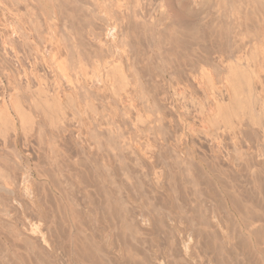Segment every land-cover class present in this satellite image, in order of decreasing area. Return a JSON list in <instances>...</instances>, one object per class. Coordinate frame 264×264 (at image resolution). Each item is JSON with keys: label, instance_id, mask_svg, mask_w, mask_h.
Here are the masks:
<instances>
[{"label": "rangeland", "instance_id": "374dc122", "mask_svg": "<svg viewBox=\"0 0 264 264\" xmlns=\"http://www.w3.org/2000/svg\"><path fill=\"white\" fill-rule=\"evenodd\" d=\"M2 1L4 2V4H2L3 6L0 5V10L2 11V12L0 11V38H1L0 39V44H1V47H0V61H1L0 62L1 63L0 69L2 67L3 68L5 67V70L3 68L0 70V84H1L0 85V106L2 105L1 107L2 108L4 107L3 109L7 108V110L9 111L10 115L12 116V118L14 120V127L15 128L17 127V128L16 129L15 128L5 129L0 124V128L2 129V130L0 129V132H1L0 133V140H1L0 141V155H2V158H0V161H1L0 162V175H1V177H0V193H1L0 194V203H1L0 207H2V209L7 210L9 212L11 211L8 214L4 213L5 215L8 216V217L6 216L7 218L5 217V215L3 217V215L0 214V264H12L13 262H14V264H51V263L56 264L57 258L60 257V255L62 253L61 252L62 248H63L62 245L65 244L64 246H67L70 248L74 242L75 243L73 245H75V247L77 246L76 248L79 249V251H81V253H80L77 249L75 250V247H73V245H72V249L74 250V254H75V252H79V254L81 255V256H79V254L76 253L77 258H79V259H78L77 263L75 262V264H81L85 260H86L85 261L86 264L90 261L91 262L88 264H91V263H93V264H264V170H263L264 169V157L256 156L255 160L257 158V160H258L257 163L255 161L254 163H250V165L248 163H246V161H244L243 163L236 161L234 163L232 162V164H231V161H229L228 155H227L228 150L222 149V150H220L221 151L220 152L219 150H217V148H215L213 146L212 141H210L211 137L209 135L211 128H207L210 125V123L207 122V125H208V123H209V125L208 126L206 125V121L208 120V117L206 118V116H207L206 114L207 113L209 114V112H207V111L209 109L208 106L210 105L209 99H211L208 97H212V92H213V90L211 88L207 87V85H209V87H211V85H210L211 83L207 84V81H209V80H207L208 77L206 78V76L209 75L208 74L209 71L211 74L214 72L212 74V77L214 79L213 82L215 83V86L217 85L216 87L221 86L222 88H224V87L226 88V82H225L226 79H224L222 76H220V74H219L220 69H219V71L216 70L218 68V65H215V64H217L216 61L211 57V55L206 53L207 47H209L211 44L210 41L213 40V38H212L213 36H214V39L220 37L218 35H221V36L225 35L226 36L227 32L231 29L232 24L229 23L230 21H228L230 18L228 19V17H226L225 14L222 12L221 5L226 3L227 1H231L234 4L237 3L238 5H241V6L243 5V3L248 4L251 2H249L248 0H222V1L221 0H116V1H114V0L113 1L112 0H102L103 2H101V0H90V1H88V0H81V1L80 0H77V1L76 0L75 1L74 0H62L63 3L61 0H55V1L54 0H34V1L33 0H19V1H17V0H12V1L11 0H9V1L2 0ZM13 1H15L14 5H13ZM16 1H17V4H16ZM58 1H60V3ZM65 1L66 2L68 1L67 2L68 4ZM72 1H74V2H72ZM95 1H97V2L100 1V2L97 3ZM111 1L113 2V5H112ZM31 2H33V3L35 2L34 6H33V3H31ZM77 2H79V3H77ZM81 2L83 3L82 4L83 8H81L82 7ZM221 2H223V3H221ZM69 4H70V6H69ZM77 4H78V6H77ZM103 4H105V5L103 6ZM107 4H109V6H107ZM114 4H117L118 6L114 5ZM151 4H153V5H151ZM4 5H6V7L8 5L9 10H11V11L13 10L11 12V13H13V16L9 13L10 11L7 10L8 7L6 8ZM15 5H17V6H15ZM35 5H37L38 7ZM71 5L72 6L75 5V6L72 7ZM11 6H13V7L10 9ZM57 6H58V8H57ZM67 6H69V8H67ZM84 6H85V8H84ZM97 6H98V8H97ZM101 6L104 8H102ZM114 6H116V7H114ZM30 7H31V9H30ZM99 7H101V8H99ZM117 7H118V9H117ZM126 7L128 8V11H127ZM59 8H61V10ZM244 8H245L244 11H247V12L249 11V8H247L246 6ZM16 9H17V11H19L18 14H16L19 17L14 16L16 13V11L14 12V10H16ZM26 9H28V10H26ZM58 9L60 10L59 12H58ZM102 9L103 10L105 9V10L103 11ZM110 9L114 12L111 13L112 11ZM30 10H31V12H30ZM55 10H56V12H55ZM70 10L71 11L75 10V11L71 12ZM85 10H88V11L90 10L89 12H91V14L88 13V11L86 12ZM176 10H179V11H176ZM83 11H85L86 14ZM43 12H44V14H43ZM76 12L79 14H77ZM1 13H2V15H1ZM61 13L63 14V16H61L62 15ZM221 13H222V15H224V17L220 15ZM56 14L58 16L60 15V17H58ZM75 14H77L78 16ZM87 14H88V16H87ZM163 14H164V16H163ZM177 14H179V16ZM47 15H48V17H47ZM107 15H108V17H107ZM130 15H132V16H130ZM33 16L35 17L34 19H32ZM120 16H121V18H120ZM126 16H129V17L127 18ZM134 16H136V17H134ZM197 16H199V17H197ZM200 16L202 19L200 18ZM36 17H37V19H36ZM63 17H65V18H63ZM91 17H93V18H91ZM95 17H96V19H95ZM123 17H124V19H123ZM84 18H85L86 22H85V20H83ZM129 18H131V19H129ZM139 18H141L142 20ZM199 18H200V20H199ZM203 18H204V20H203ZM211 18L213 20H211ZM5 19H6V23H4ZM28 19H29V22H27ZM50 19H51V22H50ZM63 19L65 21H63ZM71 19L73 22H75L74 26L72 25L73 22L71 21ZM79 19H80V21H79ZM151 19H153V20H151ZM17 20H19L20 22ZM36 20H37V22H36ZM54 20H55V22H54ZM140 20H141V22H140ZM150 20H151V22H150ZM31 21H32V25L34 23L35 24L37 23L38 25L40 24L38 27L39 29H41L40 26H43L44 24H45V26L42 27L43 29L39 30L37 28V26H38L37 24L36 25L34 24L35 25V26L33 25L34 27L31 25ZM40 21L43 24H41ZM78 21L80 23H78ZM99 21L102 23V26H101ZM111 21H113V22H111ZM178 21H180V22H178ZM158 22H160V23H158ZM203 22H205L206 24L204 23L205 24L204 25ZM1 23H3V25ZM11 23H12V25H11ZM85 23H87V25ZM148 23L151 25H149ZM138 24H139V26H138ZM140 24H141V26H140ZM201 24H203L206 27H204ZM30 25L34 29H32L31 27H30V29H28ZM55 25H56V27H55ZM191 25H193L194 27ZM211 25L213 26V28H211L212 27ZM214 25H215V27H214ZM220 25H223V27ZM84 26H86V27H84ZM53 27L58 28V29H55ZM76 27H79V28H76ZM102 27H103V29H101ZM107 27H108V29H107ZM151 27H153V28L151 29ZM196 27H198V29ZM208 27H210V28H208ZM220 27L223 28V30L221 29L222 31L220 30ZM83 28L84 29L87 28V29L84 30ZM226 28L228 31L225 32ZM14 29L16 30V32H13V31H15ZM26 29H28V30H26ZM47 29L48 30L50 29V31L52 30L53 33L50 31L48 32ZM76 29H77V31H76ZM81 29H83V30H81ZM99 29H101V30H99ZM214 29H217V30H215V32H214ZM43 30H45L47 32H45V31L43 32ZM63 30H65L66 32ZM70 30H72V32ZM78 30H79V32L81 30L80 35H77V34H79ZM180 30H181V32H180ZM200 30H201V32H200ZM210 30L212 31V34H211ZM69 31L71 34L69 33ZM104 31L106 33H104ZM197 31H198V33H197ZM217 31H218V33L215 34ZM35 32H37V33H35ZM170 32H171V34H169ZM13 33H14V35H13L14 37L12 36ZM55 33L60 34V35L57 34V36H59L58 38L60 40L57 38ZM82 33H83V35H82ZM224 33H226V34H224ZM16 34H18V35H16ZM42 34H44V35H42ZM62 34H63V36H61ZM90 34H92V35H90ZM135 34H136V36H135ZM47 35L49 36V38ZM115 35H117V37ZM76 36H79V37L77 38ZM207 36H210L209 39ZM19 37H20V39H19ZM39 37L41 38V40ZM45 37H46V39H45ZM103 37H104V39H103ZM124 37L126 38V40H123V39H125ZM83 38H85V39H83ZM91 38H93V40ZM5 39H7V40H5ZM38 39H39V42H41L42 44L38 43ZM47 39H49L48 43H47ZM56 39L59 40L58 42H60L61 40L63 42L64 41H66V42H64L65 43L64 44L61 41L62 45H60V43L55 42V41H57ZM77 39H79V40H77ZM1 40H3V41H1ZM81 40L82 41L84 40L83 42H85V43H83ZM127 40H130V42ZM119 41H120V43H119ZM125 41H127V42H125ZM4 42L8 43L9 46H8V44H6L7 45L6 46ZM17 42H19V43H17ZM49 42L51 44H53V43L54 44L50 45ZM46 43H47V45H46ZM96 43H98V44H96ZM101 43H102L103 47L100 46ZM121 43L124 45H120ZM155 44H157V45H155ZM159 44H161V45H159ZM201 44L204 45V48L206 50L203 48V46ZM79 45L81 46V48H79ZM115 45H117V46H115ZM61 46H64L65 48L62 47V49H61ZM73 46H75V47H73ZM130 46L132 47L133 50L131 49ZM30 47H31V49H30ZM36 47L37 48L39 47L38 48L39 50ZM57 47L60 49H58ZM71 47H73V48H71ZM100 47H102L104 49H102ZM106 47H107V49H106ZM127 47H129V48H127ZM34 48H36V49H34ZM45 48H47V49L49 48V49L46 50ZM66 48H67V50H66ZM83 48H84V50H82ZM199 48H201V49H199ZM20 49H22V50H20ZM24 49H25V51H23ZM12 50L15 52V54H14V52H12ZM35 50L37 52L39 51V53H37ZM89 50H91V51H89ZM106 50H107V53L105 52ZM121 50H122V52L120 54ZM187 50H189V51H187ZM61 51H62L63 55H62ZM85 51H86V54H84ZM6 52H8V53H6ZM17 52H18V54H17ZM23 52H25V53H23ZM97 52H99V53H97ZM55 53L56 54L61 53V54L56 55ZM77 53H79V54H77ZM16 54H17V56H16ZM64 54H66V55H64ZM88 54H89V56H88ZM123 54H125L126 57ZM60 55H62V56L60 57ZM144 55H145V58H144ZM170 55H172L173 57ZM202 55H204V56H202ZM207 55H208L209 59H207ZM54 56L56 58L59 57V59L55 60L56 62L54 61L55 58L54 59L52 58ZM82 56H84V57H82ZM127 56H128V58H127ZM33 58H35L36 61H33V60H35ZM22 59H24V60H22ZM37 59H40V60H37ZM97 59H98V61H97ZM157 59H158V61H157ZM210 59H212V60H210ZM4 60H7V61H4ZM44 60H46V61L44 62ZM37 61H38V63L35 64V62H37ZM52 61H54V62H52ZM65 61H67L66 64H65ZM82 61H84V62L82 63ZM143 61H145V62L143 63ZM152 61H154V62H152ZM196 61H197V63H196ZM212 61H213V63H212ZM31 62H33V63H31ZM39 62H41V63H39ZM61 62H63V63H61ZM115 62H117V63H115ZM137 62H138V64H137ZM56 63L58 64V66ZM89 63H91V64H89ZM104 63H106V64H104ZM135 63L137 66L135 65ZM45 64H46V66H45ZM93 64H95V65H93ZM114 64H115V66H114ZM155 64H157V65L155 66ZM43 65H44V68L46 69V71H44L45 69H43ZM19 66L21 67L22 70L20 69ZM56 66L58 69L56 68ZM85 66L89 67V68L86 69ZM197 66H199V67H197ZM15 67L17 69H15ZM28 67H32V68H29L28 69L29 71H28L27 70ZM77 67L78 68L80 67L81 69L80 68L78 69ZM119 67L121 68V70ZM147 67H148V69H146ZM167 67L169 70L167 69ZM179 67H181V68H179ZM201 67L209 70L208 73H207V70L204 73L206 75V76H204V78L202 76V72H200V71H202ZM34 68L36 71L34 70ZM69 68H70V72H69ZM96 68L98 70H100L101 72L100 71L98 72V70H96ZM159 68H160V70H159ZM198 68L200 71L198 70ZM212 68H216V69H212ZM55 69H57V70H55ZM91 69L93 70V73H92ZM17 70L19 71V73ZM60 70L62 71V73L60 72ZM82 70H83V72H82ZM145 70H146V72L147 71L148 72L150 71V72L146 73ZM187 70L190 72H188ZM186 71L188 72V74ZM196 71H198V72H196ZM32 72H33L35 77L32 76L33 75ZM52 72H54V73H52ZM58 72L60 75H57ZM86 72H88V73H86ZM194 72H196L197 74ZM119 73H120V75H118ZM142 73L144 75H142ZM159 73H160V75H159ZM78 74H79V76H78ZM88 74L90 76L92 74L93 75L90 78V76H88ZM217 75H218V77H217ZM52 76L53 77L55 76V77L53 78ZM64 76L67 78H65ZM85 76L86 77L88 76V77L86 78ZM186 76H187V78H186ZM93 77H95V78L93 79ZM56 78H58V79L61 78L62 80L60 79L61 80L60 81ZM80 78L82 81L80 80ZM42 79L45 81H43ZM91 79L93 81H91ZM139 79H140V81H139ZM39 80H42V81H39ZM53 80H55L54 81V83L56 82L55 84L53 83ZM94 80H95V82H94ZM103 80H104V82H103ZM13 81L16 84H13L14 83ZM51 81H52V83L50 84ZM105 81H107L106 84H105ZM136 81L138 82V84ZM199 82H200V84H199ZM6 83H7V85H6ZM40 84H41V87L44 88L43 89L44 91L40 87ZM71 84H72V86H71ZM128 85H130V86H128ZM159 85H161L162 87ZM15 87H16V90H15ZM35 87H37V88L39 87V88L38 89L36 88L37 89L36 90ZM111 87L114 89H112ZM150 87H152L153 89ZM221 87H219V88H221ZM75 88H76V90H75ZM188 88H190V89H188ZM9 89H11V90L9 91ZM12 89H14V90H12ZM33 89H34V92H33ZM47 89H49V90H47ZM87 89H89V90H87ZM22 90H24V91H22ZM57 90H59V94H58ZM100 90H102L103 92ZM134 90H136V91L140 90V92H138V91L136 92ZM11 91H13V92H11ZM18 91H19V94H18ZM38 91H40V92H38ZM159 91L161 92V94ZM162 91H163V95H162ZM41 92L44 95L41 94ZM155 92L157 95L155 94ZM38 93H40V94H38ZM55 93H57V94H55ZM67 94H68V96H67ZM69 94H70V96H69ZM36 95H37V97H36ZM119 95H121V96H119ZM54 96L57 97L56 98L57 101L60 100L59 101L60 105H62L64 107L66 106L65 109L62 107L63 109L60 108L61 111L59 110L60 112H62V110H63V112L65 111V113L60 114V112L57 111V114H55L53 112H55L56 110H54L52 108H49V109L45 108L46 106H45V104H43L45 102H43V101H45L48 97H49V99L51 97V99L49 101L52 102V100H53L52 98H54ZM38 97H41V99ZM124 98H125V100H124ZM39 99H40V101H39ZM145 99H146V101H145ZM22 100H23V103H22ZM141 100H142V102H141ZM180 100L182 101V103H180ZM16 101L19 102L20 105H23L22 106L23 110L27 116V119L25 116V119L27 120V122L24 120L25 125L23 124V122L21 124V119L19 117V114L18 115L16 114V112L18 113V110H16V111L13 110V109H16L15 108L16 107V105H15ZM62 101H63V103H62ZM68 101H70L69 102L70 104L67 103ZM38 103H39V105H38ZM40 104H41V106H40ZM108 104H110V105H108ZM129 104L132 105V107ZM169 104H171V105H169ZM60 105H57V108H59ZM178 105L180 108L178 107ZM108 106H109V109H108ZM1 107H0V111L2 110ZM32 107H34V108H32ZM136 107H138V108H136ZM178 108H179V110H178ZM81 109H83V110H81ZM133 109H135V110L133 111ZM128 111H130V113L132 115H130V113ZM204 111H206L207 113ZM133 112L135 114H133ZM146 112H148V113H146ZM197 112H198V114H196ZM199 112H200V115H199ZM81 113H83V114H81ZM144 113H145V115H144ZM44 114L45 115L47 114V116H45ZM68 115H69L70 120L68 118ZM176 115H178V117ZM29 116H30V122H32V125L28 121ZM147 116L149 117V120L144 119V118H148ZM160 116H162V118ZM179 116H180L181 120H182V116L185 117V119L187 117L189 120V122H187V124L185 125L184 128L181 126V124H184L183 121L178 119ZM39 117L41 118V121H38V120H40ZM62 117H64V118L67 117V119L66 118L62 119ZM42 118H43V120H42ZM71 118H72V120H71ZM77 118H78V120H76ZM204 118L206 120L205 122L202 121V120H204ZM125 119H126L127 123H126ZM140 119H141V121H140ZM155 119H156V122H155ZM51 120L54 121V123H52ZM68 121H69V123H68ZM33 122L35 124H33ZM40 122H42V123H40ZM76 122H77V124H76ZM190 122H191V124H189ZM202 122H204V123H202ZM43 123L46 125V127H45V125H43ZM70 123H71L72 127H71ZM135 123H136V125H135ZM192 123L194 124L193 125L194 128L191 126ZM19 124H21V125H19ZM27 124H28V127H27ZM203 124L206 125L207 127L200 126ZM186 126H187V129L189 127L190 128L189 130H192L193 135L189 134V131L186 129ZM44 127L47 129H45ZM77 127L78 128L80 127V128L78 129ZM138 127H140V129ZM181 127L183 128V130ZM209 127H211V125ZM73 128H75V129H73ZM85 128H87V130ZM26 129L28 130V132ZM81 129H83L84 131H82ZM208 129H209V131H207ZM13 130H15V131L13 132ZM64 130L67 131V133H65ZM71 130H73V131H71ZM77 130H79V131H77ZM172 130H173V132H172ZM193 130H194V133H193ZM40 131L43 133H41ZM57 131H58V133H56ZM68 131H69V136H70V138L68 137L69 141H67V140H66V142L62 141V140H65L67 138V137L66 138H63V137L68 136L67 135ZM38 132H40V134L42 136L44 135L43 139H41L42 136L40 134H38ZM83 132L88 137L86 135H84ZM86 132L87 133L89 132L88 134L90 135V138ZM180 132L181 133L183 132L182 136H181ZM204 132H207V133H204ZM29 133H31V134H29ZM49 133H51V135ZM52 133H54V134H52ZM61 133L63 134V136ZM71 133H73V134H71ZM146 133H148V134H146ZM177 133H179V134H177ZM190 133H191V131H190ZM36 134H38V135H36ZM203 134L207 135V137L206 136L203 137L204 136ZM178 135H180V137L184 141L181 138H180L181 140H179V138L177 137ZM184 135H185V137H184ZM13 136H14V138H13ZM31 136H33V138ZM36 137H37V139H36ZM52 137H55V138L52 139ZM141 137L143 140L140 139ZM11 138H12V140H11ZM72 138H73V140H74V138L76 139L75 143H73L74 141L72 140ZM94 138H96V139H94ZM206 138H208L210 140L206 141ZM29 139H31V140H29ZM148 139H149L150 143L148 142ZM96 140L98 141V143L99 142L100 143L98 144ZM54 141H55V143H54ZM70 141H73L72 143L75 144L76 148H74L73 144L69 143ZM90 141H91V143H90ZM93 141H96V142H93ZM178 141L183 142L182 143L184 146V153L183 154H185V155L181 154V155H183V157L179 155L178 151H175L177 149ZM228 141H230L229 138H226V142L230 146L231 141L230 142H228ZM83 142H85V143H83ZM86 143H87L88 147H87V145H85ZM95 143L97 145H99V148L97 147V145H95ZM65 144H67V146L69 145L70 147H72V149L69 146L65 147ZM81 144L83 145V147L85 145V147L87 149L85 147L83 148ZM93 144H94V146H93ZM203 144L205 146H207L206 149H205V146ZM208 144H210V145H208ZM132 145H135V146H132ZM62 146H64V147H62ZM109 146H110V148H109ZM46 147H48V148H46ZM78 147H79V149L81 148L82 150H79ZM65 148H66V150H64ZM67 148H68V150H67ZM134 148H135V150H133ZM173 148H174V150H173ZM46 149H47V151H46ZM70 149L72 150V155H67L69 153ZM73 149H75V150H73ZM96 149L99 152V154H98V152H96ZM41 150H43V151H41ZM56 150H57V152H55ZM58 150L60 151V153L58 152ZM84 150H85V152H84ZM91 150H92V152H91ZM185 150H187L188 152ZM231 150H233L232 153L235 151L233 147H231ZM244 150H241V152ZM17 151L19 153H16ZM66 151H68V152H66ZM86 151H87V153H86ZM63 152L65 153V155ZM73 152H74V154H73ZM89 152L93 153V154H91L92 156L94 155L92 157L94 159L93 163L90 162L93 159L90 156L88 158ZM185 152H187L188 154ZM193 152H194L193 155H196V158L192 160V158H191L192 154L191 153H193ZM226 152H227V154H226ZM46 153L51 154V155H47ZM56 153H57V155L58 154L59 155L57 156ZM84 153L88 154V155H86L87 157L83 156V155H85ZM94 153H97L98 156H95L96 154H94ZM239 153H240V151L238 150L236 155H238ZM18 154H19V156H18ZM70 154H71V152H70ZM75 154H78L80 156L82 155L84 158L81 156L82 157L81 159L82 160L85 159L84 163H87L88 165L90 163V165L87 166V169L91 167L93 172L91 170L87 171V169L82 170L83 168H86L85 166L87 165V164H84V165L82 164L84 167H80L81 171L79 170V168H75V170L77 169V172L74 169H72L76 172V175H75L74 174L75 172L72 171L71 168L73 167V165L76 167V163L79 162L78 160L80 159V157L77 155L75 158L74 157ZM106 154H111L110 155V158H111L110 161L115 162V163L111 162V165H109V161H108L109 158L107 159V157H105ZM142 154H143V156L144 155H146V156L142 157ZM190 154H191V156H190ZM34 155H36V156H34ZM62 155H64L65 161L63 160L64 158H62ZM197 155H199V157ZM248 155L251 156L250 154H248ZM167 156L169 159L166 158ZM49 157H51L53 160L50 159ZM187 157H189V158H187ZM16 158H17V160H16ZM48 158L50 160V163H49ZM95 158H97V159H95ZM102 158L104 161L105 160L106 161L104 162L102 160ZM190 158H191L192 164H193V161L195 163H199V165H198V166H200L199 170L197 169L198 166H194L196 168H194V167L191 168L192 164H191ZM219 158H220V160H219ZM57 159H61L60 162ZM5 160H6V162H5ZM12 160H14V161L11 162ZM27 160L29 162H26ZM68 160H69V163L71 162L70 164L67 162ZM82 160H80V161H82ZM170 160L172 161V163ZM185 160L189 161V162H186ZM200 160H202L204 163ZM16 161H18V162H16ZM39 161H41V162H39ZM21 162H23L22 165H21ZM42 162L44 164H46V165H44V167H42V165H43ZM99 162H100V166L98 165ZM116 162H117V164H116ZM38 163H39V165L41 164L40 165L41 167L38 166ZM53 163H55V164H53ZM59 163H60V165H58ZM65 163H67V166H69V165L70 166L69 167L64 166ZM103 163H104V165L107 164V165H105V167L108 166V170H109V168H111V170H109L110 172L105 170L107 168L103 169L104 168ZM178 164H180V166H178ZM229 164H231L232 166ZM233 164H235L234 166L236 169L234 168ZM236 164H238V165L236 166ZM239 164H240V166H239ZM253 164H255V165H253ZM71 165H72V167H71ZM189 165H191V167ZM195 165H197V164H195ZM211 165H213V167ZM63 166L67 168V171L65 170L66 168H64ZM113 166L114 167L117 166V167L114 168ZM205 166H208V167H205ZM112 167H113V172H111ZM204 167H205V169H204ZM42 168L43 169L45 168V169L43 170ZM59 168H60L61 172L59 171ZM94 168H97L98 170L94 169ZM54 169H57L55 171L56 173L53 172ZM62 169H64V170H62ZM69 169L71 172H73V174L69 171ZM114 169H116L115 172H114ZM225 169L226 170L228 169V171H226ZM229 169L230 170L235 169L236 172L234 170L233 171L234 173H233ZM36 170L39 171V173H40L38 179H37L36 175H38L39 173L38 174L35 173V172H37ZM46 170H48L49 172H46ZM175 170H177V171H175ZM204 170H205L206 174L202 173V172H204ZM207 170L209 171V173ZM10 171H12L13 173H11ZM43 171H44V173H43ZM79 171L82 173H80ZM84 171L87 173L84 174L85 173ZM100 171H102V172H100ZM196 171L198 172V174L201 172L200 175L201 174L202 175L201 176L199 175L200 178H198V175L195 174ZM89 172L93 173V175L96 176V178L94 176H92V177H94L93 178L94 180H93L91 178L92 174L89 175L90 179L92 181L89 179V177L87 178V176H88L87 174ZM229 172H231L232 175H231V173L229 174ZM250 172H251V174H250ZM14 173H16V174H14ZM67 173H68V175H71L70 179L67 177ZM101 173H103V174H101ZM26 174H27V176H26ZM82 174H84V176ZM115 174L117 176H115ZM59 175L62 177H60ZM72 175H74V177ZM237 175H238V178H237ZM23 176H25L26 178ZM204 176H208V177L203 178ZM239 176L241 178H239ZM47 177L50 179H48ZM77 177H79L80 179H78ZM63 178H65V179H63ZM74 178H76V179H74ZM97 178H98V184L100 185L102 183L101 189L97 190L100 186H96V185L91 186V187L86 186L87 183H89V180H90V182H93V181L95 182V180H97ZM106 178L108 180H110L111 182H113V181L114 182L113 183L109 182L108 184H106V182H107ZM68 179L70 181L71 180L72 181L70 182V181H68ZM84 179H85L86 184L83 183ZM31 180H33V181H31ZM62 180H64V181H62ZM65 180H66V183H63V182H65ZM80 180L82 182H80ZM87 180H88V182H87ZM198 180H199V182L200 181L201 182L199 183ZM24 181H26V182L21 183ZM73 181H74V183L76 182L75 185L73 184ZM19 183L21 185H19ZM103 183H105V184L103 185ZM51 184H54V185L56 184V185L51 186ZM112 184H114V186ZM64 185H66V186H64ZM11 186L14 188H12ZM77 186L79 188H77ZM110 186L112 187V189ZM52 187H53V189H52ZM57 187H58L57 190L60 191L61 194H64V195L61 196V194H58L60 192H57L54 190ZM75 187L77 188V190L80 189V187H81L82 190L80 189L78 192ZM2 189L4 190L5 194L2 192L3 191ZM66 189H68V191ZM102 189L106 193H104V191ZM26 190H27V192H26ZM73 190H75V191H73ZM91 190L93 191V193ZM19 191H21V192H19ZM94 192L96 193V195ZM110 192H113V194ZM24 193H26V194H24ZM53 193L57 196V198ZM32 194L35 198L32 196ZM110 194H111V196H110ZM29 195L32 196L34 198V200L36 199L35 205H33V203H31L32 197H30ZM113 195L116 199L113 198ZM36 196L38 198H40L41 200H44V201L38 200V198ZM72 196H74V197H72ZM50 197H52V198H50ZM63 198H65V200H63ZM98 198H99V202H98V200H96ZM37 200L40 201L41 204H43L45 202L44 203L45 205L44 204L41 205L39 202L38 203L41 206L48 208V210H47L46 208L42 207L43 209H45L44 210L46 213L45 217H42V215L36 209H34L33 212L31 211V209H32L31 207H41L37 203ZM100 201H102V202H100ZM108 201L110 203H108ZM46 202L47 203L49 202V203L47 204ZM46 204H47V206H46ZM95 204L96 205L98 204L97 207ZM94 205H95V207H94ZM100 205H101V207H103L102 209H101ZM78 206H80V207H78ZM4 207H6V208H4ZM61 207H63V208H61ZM23 208L26 210L25 214H32L33 219H35L34 221L37 224L40 223L39 225H40V228H42L41 230L45 231V233L47 235H49V236L46 235L49 239L48 243L45 242L43 239H41V236L39 234H36V236H35L34 233L30 234L29 230L24 231L23 228L19 229V227L17 225V221L20 217H22ZM222 208H223V210H220ZM19 210H22V213ZM219 210L222 212H220ZM0 213L3 214V211H1ZM16 213H19V214H16ZM11 214H12V216H11ZM15 214L17 216H15ZM19 215H21V216L19 217ZM80 218H82V219H80ZM79 219H80V221H78ZM227 219H228V221H227ZM104 220L105 221L107 220V221L105 222ZM68 223L72 225L71 228H70V225ZM42 224H43V226H42ZM75 225H77V226H75ZM250 228H252V229H250ZM13 231H15V232H13ZM21 231L24 233H22ZM73 231H74V233H73ZM16 232H18V233H16ZM25 232L27 234L28 233L29 234L24 235ZM6 234L10 235V238L6 237V236H8ZM70 234H71V236H70ZM3 235L6 238L2 237ZM29 235H31V236H29ZM74 235L77 237H74ZM69 236L73 237L74 240L76 238V240L75 241L72 240L73 238L71 239ZM79 236L81 239L79 238ZM50 237H51V239L52 238H55V239L50 240ZM77 238L79 240H77ZM15 239H17V240L15 241ZM31 240H32V242H31ZM35 240H36V242H35ZM62 240L64 243L61 242ZM68 240H70V241H68ZM80 240H82V241H80ZM66 242L68 243V245H66L67 244ZM80 242H81V244H80ZM20 243H23V244H20ZM52 243H53V245H52ZM35 245H36V247H35ZM45 247H47V249ZM11 248H12V250H11ZM39 248L40 249L43 248L44 250L43 249L39 250ZM51 248H53V250H54L53 252L52 251L50 252V250H52ZM55 249L58 252L61 250L58 253L60 255L54 254L57 252V251H55ZM24 250L26 252H24ZM47 254H49V255H47ZM76 254H75V256H76ZM15 255L17 257H15ZM23 255H26V256H23ZM49 256H51V257H49ZM61 256L62 257L58 258L60 261L59 260L58 261L61 264H65L64 259H62L64 257H63V255H61ZM83 256H85V257H83ZM82 257H83V259L81 261L80 259ZM42 258H43V260H42ZM93 258L95 259V263H94ZM108 258H110V259H108ZM14 259H17V260L15 261ZM50 259H52V260H50ZM57 264H59V263H57Z\"/></svg>", "mask_w": 264, "mask_h": 264}, {"label": "bare ground", "instance_id": "6f19581e", "mask_svg": "<svg viewBox=\"0 0 264 264\" xmlns=\"http://www.w3.org/2000/svg\"><path fill=\"white\" fill-rule=\"evenodd\" d=\"M5 1V0H4ZM7 1H9V0H7ZM12 1V0H11ZM17 1H19V0H17ZM17 1H16V4H17ZM34 1V0H33ZM55 1V0H54ZM62 1V0H61ZM75 1V0H74ZM74 1H72V2H74ZM77 1V0H76ZM81 1V0H80ZM88 1H90V0H88ZM113 1V0H112ZM111 1V2H112ZM114 1H116V0H114ZM222 1V0H221ZM249 2H251V3H248V4H244L243 3V7L241 6V5H238L237 3L236 4H234L233 2H231V1H227L226 3H224V4H222L221 5V9H222V12L225 14V16L226 17H228V21H230L229 23H231L230 25H231V29L228 31L227 30V28H226V30H225V32L226 31H228L227 32V35L224 37L223 35V37L221 36V35H218V36H220V37H218V38H216V39H214V36L212 37L213 38V40H211L210 42H211V44H210V46L209 47H207V54H209V55H211V57L216 61V63L217 64H215V65H218V68L216 69V68H212V69H216V70H218L219 71V69H220V72H219V74H220V76H222L224 79H226V88L224 87V88H222L221 86H219V87H221V88H219V87H216L215 86V83L213 82V77H212V74L214 73H210V71L209 70H207L206 68H203V67H201L202 68V71H200L199 70V68H198V70L200 71V72H202V76H203V78H204V76H206L204 73L206 72V70H207V73H208V71H209V75L208 76H206V78H207V80H209V81H207V84L209 83H211L210 85H211V87H209V85H207V87L208 88H211L212 90H213V92H212V97H208V98H211V99H209L210 100V105L208 106L209 107V109H208V111L207 112H209V114L206 112V111H204V112H206L205 114L207 115L206 116V118L208 117V120L206 121L205 120V118H204V120H202V121H206V125H207V122H209L210 123V125H211V127H209L210 125H209V123H208V127L206 126V125H200V126H205V127H207V128H211L210 129V137H211V140L210 139H208V138H206V141H212V143H213V146L215 147V148H217V150H222V149H226V150H228L227 152H228V154H227V152H226V154L228 155V159H229V161H231V164H232V162L234 163V162H236V161H239L240 163H243L244 161H246V163H248L249 165H250V163H254L255 161H256V163H257V158H256V160H255V157L256 156H260V157H264V0H248ZM247 1V2H248ZM14 2L15 1H13V5H14ZM30 2V1H29ZM57 2V1H56ZM55 2V3H56ZM59 3H60V1H58ZM66 2V1H65ZM68 2V1H67ZM66 2V3H67ZM95 2H97V1H95ZM98 2H100V1H98ZM97 2V3H98ZM101 2H103L102 0H101ZM118 2V1H117ZM224 2V1H223ZM223 2H221V3H223ZM11 3V2H10ZM19 3V2H18ZM31 3H33V2H31ZM35 3V2H34ZM34 3H33V6H34ZM62 3H63V1H62ZM65 3V4H66ZM77 3H79V2H77ZM87 3V2H86ZM85 3V4H86ZM91 3V2H90ZM116 3V2H115ZM121 3V2H120ZM119 3V4H120ZM178 3V2H177ZM202 3V2H201ZM2 4H4V2L2 1V0H0V5H2ZM6 4V3H5ZM8 4V3H7ZM64 4V5H65ZM68 4V3H67ZM76 4V3H75ZM83 3L81 2V5H82ZM88 4V3H87ZM96 4V3H95ZM101 4V3H100ZM111 4V3H110ZM142 4V3H141ZM192 4V3H191ZM10 5V4H9ZM12 5V4H11ZM26 5V4H25ZM31 5V4H30ZM60 5V4H59ZM89 5V4H88ZM99 5V4H98ZM105 4H103V6H104ZM112 5H113V2H112ZM114 5H117V4H114ZM151 5H153V4H151ZM165 5V4H164ZM247 7V8H249V11L247 12V11H244L245 10V6ZM248 5V6H247ZM3 6V5H2ZM5 7H6V5H4ZM15 6H17V5H15ZM35 6H37V5H35ZM54 6V5H53ZM69 6H70V4H69ZM69 6H67V8H69ZM72 6V5H71ZM75 6V5H74ZM74 6H72V7H74ZM77 6H78V4H77ZM91 6V5H90ZM96 6V5H95ZM107 6H109V4H107ZM111 6V5H110ZM118 6V5H117ZM7 7H8V5H7ZM6 7V8H7ZM13 6H11L10 7V9L12 8ZM19 7V6H18ZM28 7V6H27ZM38 7V6H37ZM55 7V6H54ZM87 7V6H86ZM92 7V6H91ZM102 7V6H101ZM101 7H99V8H101ZM114 7H116V6H114ZM120 7V6H119ZM149 7V6H148ZM169 7V6H168ZM184 7V6H183ZM2 8V7H1ZM34 8V7H33ZM57 8H58V6H57ZM56 8V9H57ZM71 8V7H70ZM81 8H83V5H82V7ZM84 8H85V6H84ZM97 8H98V6H97ZM102 8H104V7H102ZM106 8V7H105ZM112 8V7H111ZM127 8V7H126ZM153 8V7H152ZM157 8V7H156ZM161 8V7H160ZM210 8V7H209ZM15 9V8H14ZM30 9H31V7H30ZM55 9V8H54ZM60 10H61V8H59ZM58 9V12L60 11ZM72 9V8H71ZM77 9V8H76ZM90 9V8H89ZM108 9V8H107ZM106 9V10H107ZM113 9V8H112ZM117 9H118V7H117ZM141 9V8H140ZM166 9V8H165ZM6 10V9H5ZM4 10V11H5ZM7 10H9V7H8V9ZM26 10H28V9H26ZM34 10V9H33ZM69 10V9H68ZM73 10V9H72ZM97 10V9H96ZM99 10V9H98ZM103 10V9H102ZM105 10V9H104ZM103 10V11H104ZM111 10V9H110ZM120 10V9H119ZM126 10V9H125ZM212 10V9H211ZM216 10V9H215ZM1 11V10H0ZM10 11V12H9ZM8 12L13 16V13H11L12 11L11 10H9ZM16 11V13H15V17L17 16L16 14H18V12L19 11H17V9L16 10H14V12ZM22 11V10H21ZM20 11V12H21ZM71 11V10H70ZM75 11V10H74ZM74 11H71V12H74ZM81 11V10H80ZM79 11V12H80ZM86 12L88 11V10H85ZM85 11H83L85 14H86V12ZM90 11V10H89ZM88 11V13H90L91 14V12H89ZM93 11V10H92ZM101 11V10H100ZM112 11V10H111ZM110 11V12H111ZM127 11H128V8H127ZM176 11H179V10H176ZM185 11V10H184ZM210 11V10H209ZM2 12V11H1ZM30 12H31V10H30ZM45 12V11H44ZM44 12H43V14H44ZM55 12H56V10H55ZM57 12V13H58ZM66 12V11H65ZM97 12V11H96ZM107 12V11H106ZM114 11H112L111 13H113ZM120 12V11H119ZM130 12V11H129ZM128 12V13H129ZM213 12V11H212ZM215 12V11H214ZM8 13V14H9ZM77 13V12H76ZM99 13V12H98ZM182 13V12H181ZM217 13V12H216ZM42 14V15H43ZM62 14V13H61ZM74 14V13H73ZM77 14H79V13H77ZM77 14H75V15H77ZM109 14V13H108ZM138 14V13H137ZM173 14V13H172ZM1 15H2V13H1ZM20 15V14H19ZM57 15V14H56ZM65 15V14H64ZM83 15V14H82ZM102 15V14H101ZM115 15V14H114ZM117 15V14H116ZM133 15V14H132ZM132 15H130V16H132ZM178 16H179V14H177ZM187 15V14H186ZM221 16H223L224 17V15H222V13L220 14ZM21 16V15H20ZM35 16V15H34ZM32 17V19H34L35 17ZM58 16V15H57ZM61 16H63V14L61 15ZM74 16V15H73ZM78 16V15H77ZM87 16H88V14H87ZM90 16V15H89ZM92 16V15H91ZM163 16H164V14H163ZM185 16V15H184ZM3 17V16H2ZM17 17H19V16H17ZM47 17H48V15H47ZM58 17H60V15L58 16ZM83 17V16H82ZM107 17H108V15H107ZM127 18L129 17V16H126ZM134 17H136V16H134ZM150 17V16H149ZM197 17H199V16H197ZM222 17V18H223ZM6 18V17H5ZM43 18V17H42ZM63 18H65V17H63ZM74 18V17H73ZM91 18H93V17H91ZM119 18V17H118ZM120 18H121V16H120ZM126 18V19H127ZM200 18H201V16H200ZM200 18H199V20H200ZM207 18V17H206ZM213 18V17H212ZM211 18V20H213ZM36 19H37V17H36ZM39 19V18H38ZM95 19H96V17H95ZM108 19V18H107ZM114 19V18H113ZM123 19H124V17H123ZM129 19H131V18H129ZM139 19H141V18H139ZM174 19V18H173ZM202 19V18H201ZM227 19V18H226ZM48 20V19H47ZM57 20V19H56ZM68 20V19H67ZM83 20H85V18L83 19ZM110 20V19H109ZM137 20V19H136ZM142 20V19H141ZM141 20H140V22H141ZM151 20H153V19H151ZM151 20H150V22H151ZM198 20V19H197ZM203 20H204V18H203ZM202 20V21H203ZM207 20V19H206ZM224 20V19H223ZM17 21H19V20H17ZM35 21V20H34ZM46 21V20H45ZM44 21V22H45ZM59 21V20H58ZM63 21H65L64 19H63ZM69 21V20H68ZM71 21H72V19H71ZM79 21H80V19H79ZM78 21V23H80ZM131 21V20H130ZM157 21V20H156ZM163 21V20H162ZM201 21V22H202ZM2 22V21H1ZM9 22V21H8ZM20 22V21H19ZM27 22H29V19H28V21ZM36 22H37V20H36ZM50 22H51V19H50ZM54 22H55V20H54ZM60 22V21H59ZM62 22V21H61ZM73 22V21H72ZM85 22H86V20H85ZM100 22V21H99ZM111 22H113V21H111ZM144 22V21H143ZM178 22H180V21H178ZM183 22V21H182ZM206 22V21H205ZM205 22H203V24L205 23ZM4 23H6V19H5V22ZM22 23V22H21ZM40 23H41V21H40ZM58 23V22H57ZM71 23V22H70ZM69 23V24H70ZM116 23V22H115ZM122 23V22H121ZM157 23V22H156ZM158 23H160V22H158ZM224 23V22H223ZM2 25H3V23H1ZM15 24V23H14ZM35 24V23H34ZM33 24V25H34ZM37 24V23H36ZM35 24V25H36ZM41 24H43V23H41ZM53 24V23H52ZM56 24V23H55ZM64 24V23H63ZM74 24H75V22H73V26H74ZM86 25H87V23H85ZM84 24V25H85ZM92 24V23H91ZM100 24H101V26H102V23L100 22ZM143 24V23H142ZM149 24V23H148ZM153 24V23H152ZM185 24V23H184ZM198 24V23H197ZM200 24V23H199ZM203 24H201V25H203ZM206 24V23H205ZM204 24V25H205ZM226 24V23H225ZM11 25H12V23H11ZM31 25H32V21H31ZM31 25L29 26V28L28 29H30V27H31ZM32 25V26H33ZM34 25V26H35ZM38 25V24H37ZM40 25V24H39ZM39 25L37 26V28L39 27ZM71 25V26H72ZM78 25V24H77ZM82 25V24H81ZM89 25V24H88ZM97 25V24H96ZM95 25V26H96ZM109 25V24H108ZM116 25V24H115ZM118 25V24H117ZM122 25V24H121ZM127 25V24H126ZM149 25H151V24H149ZM186 25V24H185ZM200 25V26H201ZM203 25V26H204ZM15 26V25H14ZM28 26V25H27ZM33 26V27H34ZM43 26H45V24L43 25ZM43 26H40L41 27V29H43L42 27ZM66 26V25H65ZM64 26V27H65ZM80 26V25H79ZM83 26V25H82ZM94 26V27H95ZM119 26V25H118ZM138 26H139V24H138ZM140 26H141V24H140ZM191 26H193V25H191ZM210 26V25H209ZM212 26V25H211ZM220 26H222L223 27V25H220ZM228 26V25H227ZM5 27V26H4ZM25 27V26H24ZM23 27V28H24ZM48 27V26H47ZM46 27V28H47ZM55 27H56V25H55ZM55 27H53V28H55ZM59 27V26H58ZM70 27V26H69ZM81 27V26H80ZM84 27H86V26H84ZM104 27V26H103ZM103 27L101 28V29H103ZM114 27V26H113ZM127 27V26H126ZM137 27V26H136ZM189 27V26H188ZM194 27V26H193ZM202 27V26H201ZM204 27H206V26H204ZM214 27H215V25H214ZM217 27V26H216ZM32 28V27H31ZM50 28V27H49ZM66 28V27H65ZM76 28H79V27H76ZM99 28V27H98ZM119 28V27H118ZM117 28V29H118ZM123 28V27H122ZM143 28V27H142ZM141 28V29H142ZM153 27H151V29H152ZM197 29H198V27H196ZM200 28V27H199ZM203 28V27H202ZM208 28H210V27H208ZM211 28H213V26L211 27ZM28 29H26V30H28ZM32 29H34V28H32ZM39 29V28H38ZM41 29H39V30H41ZM51 29V28H50ZM50 29L48 30V32L50 31ZM55 29H58V28H55ZM84 29V28H83ZM83 29H81V30H83ZM85 29H87V28H85ZM84 29V30H85ZM89 29V28H88ZM95 29V28H94ZM97 29V28H96ZM101 29H99V30H101ZM107 29H108V27H107ZM150 29V28H149ZM190 29V28H189ZM195 29V28H194ZM196 29V30H197ZM204 29V28H203ZM202 29V30H203ZM223 30V28H221L220 27V30ZM15 30V29H14ZM68 30V29H67ZM81 30H80V32H79V30H78V32H79V34H77V35H80L81 34ZM116 30V29H115ZM119 30V29H118ZM122 30V29H121ZM213 30V29H212ZM215 30H217V29H214V32H215ZM221 30V31H222ZM30 31V30H29ZM28 31V32H29ZM45 30H43V32H44ZM59 31V30H58ZM57 31V32H58ZM63 31H65V30H63ZM71 32H72V30H70ZM70 31H69V33H70ZM76 31H77V29H76ZM145 31V30H144ZM164 31V30H163ZM167 31V30H166ZM165 31V32H166ZM174 31V30H173ZM199 31V30H198ZM198 31H197V33H198ZM211 31V30H210ZM209 31V32H210ZM6 32V31H5ZM13 32H16V30L15 31H13ZM34 32V31H33ZM38 32V31H37ZM37 32H35V33H37ZM45 32H47V31H45ZM50 32H52V30L50 31ZM66 32V31H65ZM77 32V33H78ZM89 32V31H88ZM103 32V31H102ZM109 32V31H108ZM130 32V31H129ZM146 32V31H145ZM155 32V31H154ZM180 32H181V30H180ZM200 32H201V30H200ZM205 32V31H204ZM224 32V31H223ZM2 33V32H1ZM30 33V32H29ZM28 33V34H29ZM53 33V32H52ZM87 33V32H86ZM104 33H106L105 31H104ZM116 33V32H115ZM132 33V32H131ZM183 33V32H182ZM208 33V32H207ZM218 33V31L215 33V34H217ZM27 34V33H26ZM48 34V33H47ZM56 34V33H55ZM57 34H59V33H57ZM57 34H56V36H57ZM71 34V33H70ZM76 34V33H75ZM85 34V33H84ZM108 34V33H107ZM169 34H171V32L169 33ZM200 34V33H199ZM211 34H212V31H211ZM210 34V35H211ZM224 34H226V33H224ZM14 35V33L12 34V36ZM16 35H18V34H16ZM42 35H44V34H42ZM53 35V34H52ZM60 35V34H59ZM82 35H83V33H82ZM81 35V36H82ZM90 35H92V34H90ZM106 35V34H105ZM104 35V36H105ZM114 35V34H113ZM161 35V34H160ZM205 35V34H204ZM20 36V35H19ZM30 36V35H29ZM41 36V35H40ZM48 36V35H47ZM55 36V35H54ZM61 36H63V34L61 35ZM116 37H117V35H115ZM125 36V35H124ZM134 36V35H133ZM135 36H136V34H135ZM151 36V35H150ZM149 36V37H150ZM199 36V35H198ZM14 37V36H13ZM23 37V36H22ZM44 37V36H43ZM59 36H57V38H58ZM69 37V36H68ZM72 37V36H71ZM70 37V38H71ZM77 38L79 37V36H76ZM90 37V36H89ZM138 37V36H137ZM180 37V36H179ZM187 37V36H186ZM189 37V36H188ZM208 37V39H209V37L210 36H207ZM4 38V37H3ZM31 38V37H30ZM40 38V37H39ZM48 38H49V36H48ZM64 38V37H63ZM81 38V37H80ZM114 38V37H113ZM121 38V37H120ZM125 38V37H124ZM169 38V37H168ZM185 38V37H184ZM183 38V39H184ZM199 38V37H198ZM1 39V38H0ZM19 39H20V37H19ZM45 39H46V37H45ZM59 39V38H58ZM58 39H56L57 41H55L56 43H60V45H62L61 44V41L60 42H58L59 40ZM66 39V38H65ZM83 39H85V38H83ZM92 40H93V38H91ZM90 39V40H91ZM103 39H104V37H103ZM141 39V38H140ZM5 40H7V39H5ZM12 40V39H11ZM22 40V39H21ZM27 40V39H26ZM40 40H41V38H40ZM48 40L49 39H47V43H48ZM64 40V39H63ZM67 40V39H66ZM69 40V39H68ZM77 40H79V39H77ZM91 40V41H92ZM106 40V39H105ZM111 40V39H110ZM120 40V39H119ZM123 40H126V38L125 39H123ZM171 40V39H170ZM173 40V39H172ZM189 40V39H188ZM1 41H3V40H1ZM19 41V40H18ZM70 41V40H69ZM82 41V40H81ZM84 41V40H83ZM82 41V42H83ZM127 41H129L130 42V40H127ZM127 41H125V42H127ZM133 41V40H132ZM131 41V42H132ZM137 41V40H136ZM139 41V40H138ZM142 41V40H141ZM164 41V40H163ZM6 42V41H5ZM4 42V43H5ZM15 42V41H14ZM20 42V41H19ZM19 42H17V43H19ZM46 42V41H45ZM51 42V41H50ZM49 42V43H50ZM64 42H66V41H64ZM63 41H62V43H64ZM80 42V41H79ZM93 42V41H92ZM106 42V41H105ZM112 42V41H111ZM117 42V41H116ZM115 42V43H116ZM152 42V41H151ZM150 42V43H151ZM165 42V41H164ZM22 43V42H21ZM20 43V44H21ZM25 43V42H24ZM38 43H40V44H42L41 42H39V39H38ZM47 43H46V45H47ZM53 43V42H52ZM75 43V42H74ZM83 43H85V42H83ZM99 43V42H98ZM98 43H96V44H98ZM119 43H120V41H119ZM137 43V42H136ZM166 43V42H165ZM201 43V42H200ZM203 43V42H202ZM6 44H8V43H5V45ZM54 44V43H53ZM53 44H51L50 43V45H53ZM65 44V43H64ZM68 44V43H67ZM93 44V43H92ZM111 44V43H110ZM206 44V43H205ZM4 45V46H5ZM27 45V44H26ZM39 45V44H38ZM44 45V44H43ZM57 45V44H56ZM114 45V44H113ZM118 45V44H117ZM117 45H115V46H117ZM120 45H124V44H120ZM155 45H157V44H155ZM159 45H161V44H159ZM199 45V44H198ZM202 45V44H201ZM7 46V45H6ZM8 46H9V44H8ZM21 46V45H20ZM19 46V47H20ZM59 46V45H58ZM100 46H102L103 47V45H102V43H101V45ZM149 46V45H148ZM154 46V45H153ZM167 46V45H166ZM165 46V47H166ZM203 46V48H204V45H202ZM206 46V45H205ZM0 47H1V44H0ZM22 47V46H21ZM33 47V46H32ZM44 47V46H43ZM54 47V46H53ZM52 47V48H53ZM60 47V46H59ZM62 47H64V46H61V49H62ZM73 47H75V46H73ZM73 47H71V48H73ZM77 47V46H76ZM84 47V46H83ZM91 47V46H90ZM99 47V46H98ZM102 47H100V48H102ZM105 47V46H104ZM119 47V46H118ZM125 47V46H124ZM131 47V46H130ZM177 47V46H176ZM198 47V46H197ZM18 48V47H17ZM23 48V47H22ZM37 48V47H36ZM36 48H34V49H36ZM39 48V47H38ZM37 48V49H38ZM55 48V47H54ZM58 48V47H57ZM65 48V47H64ZM79 48H81V46L79 45ZM87 48V47H86ZM89 48V47H88ZM112 48V47H111ZM127 48H129V47H127ZM126 48V49H127ZM179 48V47H178ZM19 49V48H18ZM30 49H31V47H30ZM46 50H48L47 48H45ZM44 49V50H45ZM51 49V48H50ZM58 49H60V48H58ZM78 49V48H77ZM102 49H104V48H102ZM106 49H107V47H106ZM114 49V48H113ZM131 49H132V47H131ZM137 49V48H136ZM199 49H201V48H199ZM205 49V48H204ZM20 50H22V49H20ZM39 50V49H38ZM43 50V51H44ZM57 50V49H56ZM55 50V51H56ZM66 50H67V48H66ZM82 50H84V48L82 49ZM88 50V49H87ZM86 50V51H87ZM101 50V49H100ZM99 50V51H100ZM133 50V49H132ZM158 50V49H157ZM197 50V49H196ZM206 50V49H205ZM23 51H25V49L23 50ZM36 51V50H35ZM53 51V50H52ZM60 51V50H59ZM65 51V50H64ZM79 51V50H78ZM86 51H85V53L84 54H86ZM89 51H91V50H89ZM88 51V52H89ZM112 51V50H111ZM115 51V50H114ZM151 51V50H150ZM159 51V50H158ZM183 51V50H182ZM187 51H189V50H187ZM9 52V51H8ZM8 52H6V53H8ZM12 52H14L13 50H12ZM22 52V51H21ZM28 52V51H27ZM32 52V51H31ZM37 52V51H36ZM57 52V51H56ZM66 52V51H65ZM64 52V53H65ZM81 52V51H80ZM106 53H107V50L105 51ZM113 52V51H112ZM121 52H122V50L120 51V54H121ZM126 52V51H125ZM157 52V51H156ZM185 52V51H184ZM191 52V51H190ZM23 53H25V52H23ZM37 53H39V51L37 52ZM49 53V52H48ZM61 53H62V51H61ZM61 53H57V54H61ZM97 53H99V52H97ZM124 53V52H123ZM128 53V52H127ZM149 53V52H148ZM198 53V52H197ZM205 53V54H206ZM4 54V53H3ZM14 54H15V52H14ZM17 54H18V52H17ZM17 54H16V56H17ZM42 54V53H41ZM56 54V53H55ZM54 54V55H55ZM56 54V55H57ZM77 54H79V53H77ZM96 54V53H95ZM167 54V53H166ZM191 54V53H190ZM2 55V54H1ZM5 55V54H4ZM8 55V54H7ZM11 55V54H10ZM29 55V54H28ZM49 55V54H48ZM62 55H63V53H62ZM62 55H60V57L62 56ZM64 55H66V54H64ZM76 55V54H75ZM97 55V54H96ZM109 55V54H108ZM119 55V54H118ZM123 55H125V54H123ZM153 55V54H152ZM159 55V54H158ZM194 55V54H193ZM192 55V56H193ZM198 55V54H197ZM201 55V54H200ZM30 56V55H29ZM43 56V55H42ZM68 56V55H67ZM66 56V57H67ZM87 56V55H86ZM88 56H89V54H88ZM91 56V55H90ZM98 56V55H97ZM103 56V55H102ZM139 56V55H138ZM149 56V55H148ZM169 56V55H168ZM170 56H172V55H170ZM202 56H204V55H202ZM15 57V56H14ZM35 57V56H34ZM50 57V56H49ZM65 57V56H64ZM82 57H84V56H82ZM96 57V56H95ZM125 57H126V55H125ZM173 57V56H172ZM210 57V56H209ZM3 58V57H2ZM6 58V57H5ZM24 58V57H23ZM36 58V57H35ZM35 58H33V59H35ZM42 58V57H41ZM53 59H54V61L56 60V59H59V57L58 58H56L55 56L54 57H52ZM51 58V59H52ZM68 58V57H67ZM87 58V57H86ZM98 58V57H97ZM104 58V57H103ZM116 58V57H115ZM127 58H128V56H127ZM130 58V57H129ZM144 58H145V55H144ZM196 58V57H195ZM12 59V58H11ZM50 59V58H49ZM96 59V58H95ZM111 59V58H110ZM138 59V58H137ZM169 59V58H168ZM175 59V58H174ZM201 59V58H200ZM207 59H209L208 58V55H207ZM21 60V59H20ZM22 60H24V59H22ZM37 60H40V59H37ZM65 60V59H64ZM68 60V59H67ZM80 60V59H79ZM84 60V59H83ZM178 60V59H177ZM199 60V59H198ZM210 60H212V59H210ZM209 60V61H210ZM4 61H7V60H4ZM15 61V60H14ZM17 61V60H16ZM33 61H36V59L35 60H33ZM46 60H44V62H45ZM54 61H52V62H54ZM61 61V60H60ZM81 61V60H80ZM97 61H98V59H97ZM107 61V60H106ZM128 61V60H127ZM157 61H158V59H157ZM160 61V60H159ZM162 61V60H161ZM167 61V60H166ZM192 61V60H191ZM214 61V62H215ZM1 62V61H0ZM3 62V61H2ZM56 62V61H55ZM66 62L67 61H65V64H66ZM74 62V61H73ZM84 61H82V63H83ZM90 62V61H89ZM114 62V61H113ZM112 62V63H113ZM118 62V61H117ZM117 62H115V63H117ZM145 61H143V63H144ZM152 62H154V61H152ZM156 62V61H155ZM204 62V61H203ZM211 62V61H210ZM23 63V62H22ZM31 63H33V62H31ZM38 63V61L37 62H35V64H37ZM39 63H41V62H39ZM61 63H63V62H61ZM78 63V62H77ZM97 63V62H96ZM95 63V64H96ZM100 63V62H99ZM119 63V62H118ZM125 63V62H124ZM162 63V62H161ZM180 63V62H179ZM182 63V62H181ZM194 63V62H193ZM196 63H197V61H196ZM212 63H213V61H212ZM1 64V63H0ZM5 64V63H4ZM57 64V63H56ZM76 64V63H75ZM89 64H91V63H89ZM95 64H93V65H95ZM98 64V63H97ZM102 64V63H101ZM104 64H106V63H104ZM103 64V65H104ZM121 64V63H120ZM137 64H138V62H137ZM172 64V63H171ZM208 64V63H207ZM40 65V64H39ZM64 65V64H63ZM84 65V64H83ZM99 65V64H98ZM135 65H136V63H135ZM157 64H155V66H156ZM161 65V64H160ZM183 65V64H182ZM198 65V64H197ZM206 65V64H205ZM204 65V66H205ZM26 66V65H25ZM38 66V65H37ZM45 66H46V64H45ZM57 66H58V64H57ZM57 66H56V68H57ZM88 66V65H87ZM105 66V65H104ZM113 66V65H112ZM114 66H115V64H114ZM133 66V65H132ZM137 66V65H136ZM166 66V65H165ZM176 66V65H175ZM188 66V65H187ZM186 66V67H187ZM190 66V65H189ZM196 66V65H195ZM200 66V65H199ZM199 66H197V67H199ZM209 66V65H208ZM213 66V65H212ZM20 67V66H19ZM36 67V66H35ZM49 67V66H48ZM55 67V66H54ZM69 67V66H68ZM82 67V66H81ZM86 67V66H85ZM91 67V66H90ZM127 67V66H126ZM216 67V66H215ZM3 68V67H2ZM1 68V69H2ZM29 68H32V67H28L27 68V70L29 69ZM62 68V67H61ZM78 68V67H77ZM80 68V67H79ZM78 68V69H79ZM87 68H89V67H86V69ZM120 68V67H119ZM170 68V67H169ZM179 68H181V67H179ZM184 68V67H183ZM193 68V67H192ZM0 69V70H1ZM4 70H5V67L3 68ZM15 69H17L16 67H15ZM14 69V70H15ZM20 69H21V67H20ZM43 69H45L44 68V65H43ZM58 69V68H57ZM57 69H55V70H57ZM81 69V68H80ZM94 69V68H93ZM104 69V68H103ZM107 69V68H106ZM117 69V68H116ZM131 69V68H130ZM139 69V68H138ZM146 69H148V67L146 68ZM157 69V68H156ZM167 69H168V67H167ZM173 69V68H172ZM185 69V68H184ZM211 69V70H212ZM19 70V69H18ZM17 70V71H18ZM22 70V69H21ZM32 70V69H31ZM34 70H35V68H34ZM42 70V69H41ZM85 70V69H84ZM90 70V69H89ZM92 70V69H91ZM96 70H98L97 68H96ZM119 70V69H118ZM120 70H121V68H120ZM141 70V69H140ZM155 70V69H154ZM159 70H160V68H159ZM169 70V69H168ZM195 70V69H194ZM13 71V70H12ZM25 71V70H24ZM23 71V72H24ZM29 71V70H28ZM33 71V70H32ZM36 71V70H35ZM40 71V70H39ZM44 71H46V69L44 70ZM51 71V70H50ZM75 71V70H74ZM100 70H98V72H99ZM129 71V70H128ZM132 71V70H131ZM173 71V70H172ZM188 71V70H187ZM186 71V72H187ZM31 72V71H30ZM29 72V73H30ZM60 72L62 73V71L60 70ZM69 72H70V68H69ZM82 72H83V70H82ZM89 72V71H88ZM88 72H86V73H88ZM101 72V71H100ZM114 72V71H113ZM118 72V71H117ZM145 72H146V70H145ZM148 72V71H147ZM146 72V73H147ZM150 72V71H149ZM148 72V73H149ZM161 72V71H160ZM188 72H190V71H188ZM188 72H187V74H188ZM196 72H198V71H196ZM196 72H194V73H196ZM216 72V71H215ZM12 73V72H11ZM17 73V72H16ZM18 73H19V71H18ZM17 73V74H18ZM45 73V72H44ZM52 73H54V72H52ZM64 73V72H63ZM68 73V72H67ZM85 73V72H84ZM92 73H93V70H92ZM109 73V72H108ZM182 73V72H181ZM6 74V73H5ZM16 74V75H17ZM32 74H33V72H32ZM41 74V73H40ZM65 74V73H64ZM69 74V73H68ZM73 74V73H72ZM82 74V73H81ZM131 74V73H130ZM141 74V73H140ZM151 74V73H150ZM186 74V75H187ZM190 74V73H189ZM197 74V73H196ZM8 75V74H7ZM20 75V74H19ZM38 75V74H37ZM45 75V74H44ZM57 75H60L59 74V72H58V74ZM83 75V74H82ZM87 75V74H86ZM93 75V74H92ZM92 75L90 76L89 74H88V76H90V78L92 77ZM100 75V74H99ZM98 75V76H99ZM117 75V74H116ZM118 75H120V73L118 74ZM123 75V74H122ZM137 75V74H136ZM139 75V74H138ZM142 75H144L143 73H142ZM159 75H160V73H159ZM192 75V74H191ZM32 76H34V74L32 75ZM66 76V75H65ZM64 76V77H65ZM78 76H79V74H78ZM87 76V77H88ZM109 76V75H108ZM112 76V75H111ZM146 76V75H145ZM184 76V75H183ZM197 76V75H196ZM18 77V76H17ZM22 77V76H21ZM26 77V76H25ZM35 77V76H34ZM37 77V76H36ZM42 77V76H41ZM53 77V76H52ZM55 77V76H54ZM53 77V78H54ZM71 77V76H70ZM84 77V76H83ZM86 77V76H85ZM86 77V78H87ZM113 77V76H112ZM132 77V76H131ZM144 77V76H143ZM142 77V78H143ZM160 77V76H159ZM162 77V76H161ZM182 77V76H181ZM180 77V78H181ZM185 77V76H184ZM193 77V76H192ZM217 77H218V75H217ZM8 78V77H7ZM10 78V77H9ZM12 78V77H11ZM20 78V77H19ZM30 78V77H29ZM39 78V77H38ZM59 78V77H58ZM58 78H56V79H58ZM65 78H67V77H65ZM95 77H93V79H94ZM99 78V77H98ZM101 78V77H100ZM121 78V77H120ZM164 78V77H163ZM186 78H187V76H186ZM201 78V77H200ZM17 79V78H16ZM50 79V78H49ZM61 79V78H60ZM60 79H58V80H60ZM69 79V78H68ZM77 79V78H76ZM114 79V78H113ZM112 79V80H113ZM126 79V78H125ZM128 79V78H127ZM137 79V78H136ZM33 80V79H32ZM43 80V79H42ZM42 80H39V81H42ZM51 80V79H50ZM62 80V79H61ZM60 80V81H61ZM67 80V79H66ZM65 80V81H66ZM70 80V79H69ZM80 80H81V78H80ZM86 80V79H85ZM90 80V79H89ZM138 80V79H137ZM161 80V79H160ZM165 80V79H164ZM190 80V79H189ZM195 80V79H194ZM203 80V79H202ZM218 80V79H217ZM17 81V80H16ZM43 81H45V80H43ZM54 81L55 80H53V83H54ZM82 81V80H81ZM91 81H93L92 79H91ZM139 81H140V79H139ZM201 81V80H200ZM216 81V80H215ZM14 82V81H13ZM12 82V83H13ZM48 82V81H47ZM94 82H95V80H94ZM103 82H104V80H103ZM106 82L107 81H105V84H106ZM119 82V81H118ZM137 82V81H136ZM42 83V82H41ZM52 83V81L50 82V84ZM56 83V82H55ZM54 83V84H55ZM63 83V82H62ZM68 83V82H67ZM92 83V82H91ZM110 83V82H109ZM140 83V82H139ZM150 83V82H149ZM153 83V82H152ZM197 83V82H196ZM13 84H16L15 82L13 83ZM73 84V83H72ZM72 84H71V86H72ZM102 84V83H101ZM108 84V83H107ZM137 84H138V82H137ZM151 84V83H150ZM199 84H200V82H199ZM222 84V83H221ZM1 85V84H0ZM6 85H7V83H6ZM60 85V84H59ZM93 85V84H92ZM136 85V84H135ZM172 85V84H171ZM197 85V84H196ZM4 86V85H3ZM9 86V85H8ZM17 86V85H16ZM43 86V85H42ZM95 86V85H94ZM110 86V85H109ZM128 86H130V85H128ZM159 86H161V85H159ZM178 86V85H177ZM13 87V86H12ZM30 87V86H29ZM40 87H41V84H40ZM44 87V86H43ZM86 87V86H85ZM92 87V86H91ZM90 87V88H91ZM114 87V86H113ZM120 87V86H119ZM135 87V86H134ZM162 87V86H161ZM204 87V86H203ZM11 88V87H10ZM21 88V87H20ZM34 88V87H33ZM37 87H35V89H36ZM39 88V87H38ZM37 88V89H38ZM42 88V87H41ZM93 88V87H92ZM99 88V87H98ZM112 88V87H111ZM118 88V87H117ZM137 88V87H136ZM150 88H152V87H150ZM3 89V88H2ZM22 89V88H21ZM29 89V88H28ZM36 89V90H37ZM44 88H42V90H43ZM51 89V88H50ZM56 89V88H55ZM54 89V90H55ZM107 89V88H106ZM112 89H114V88H112ZM120 89V88H119ZM118 89V90H119ZM124 89V88H123ZM134 89V88H133ZM153 89V88H152ZM188 89H190V88H188ZM187 89V90H188ZM11 89H9V91H10ZM12 90H14V89H12ZM15 90H16V87H15ZM47 90H49V89H47ZM68 90V89H67ZM73 90V89H72ZM75 90H76V88H75ZM87 90H89V89H87ZM91 90V89H90ZM186 90V89H185ZM8 91V90H7ZM22 91H24V90H22ZM32 91V90H31ZM44 91V90H43ZM42 91V92H43ZM58 91V94H59V90H57ZM100 91H102V90H100ZM134 91H136V90H134ZM133 91V92H134ZM138 92H140V90H137ZM136 91V92H137ZM153 91V90H152ZM164 91V90H163ZM163 91H162V95H163ZM176 91V90H175ZM11 92H13V91H11ZM26 92V91H25ZM33 92H34V89H33ZM38 92H40V91H38ZM41 92V94H43ZM52 92V91H51ZM77 92V91H76ZM97 92V91H96ZM95 92V93H96ZM103 92V91H102ZM121 92V91H120ZM160 92V91H159ZM165 92V91H164ZM15 93V92H14ZM46 93V92H45ZM54 93V92H53ZM64 93V92H63ZM62 93V94H63ZM66 93V92H65ZM74 93V92H73ZM72 93V94H73ZM123 93V92H122ZM125 93V92H124ZM129 93V92H128ZM127 93V94H128ZM18 94H19V91H18ZM30 94V93H29ZM36 94V93H35ZM38 94H40V93H38ZM55 94H57V93H55ZM76 94V93H75ZM135 94V93H134ZM133 94V95H134ZM149 94V93H148ZM155 94H156V92H155ZM160 94H161V92H160ZM172 94V93H171ZM184 94V93H183ZM24 95V94H23ZM44 95V94H43ZM54 95V94H53ZM66 95V94H65ZM150 95V94H149ZM157 95V94H156ZM202 95V94H201ZM10 96V95H9ZM39 96V95H38ZM67 96H68V94H67ZM69 96H70V94H69ZM76 96V95H75ZM92 96V95H91ZM94 96V95H93ZM112 96V95H111ZM119 96H121V95H119ZM135 96V95H134ZM137 96V95H136ZM174 96V95H173ZM180 96V95H179ZM18 97V96H17ZM20 97V96H19ZM36 97H37V95H36ZM66 97V96H65ZM72 97V96H71ZM95 97V96H94ZM125 97V96H124ZM207 97V96H206ZM15 98V97H14ZM38 98H40L41 99V97H38ZM44 98V97H43ZM55 98V99H54ZM54 98H52L53 100H52V102L51 101H49L50 99H51V97H50V99H49V97L45 100V101H43V102H45V103H43V104H45V108L46 109H49V108H52V109H54V110H56L55 112H53V113H55V114H57V111H61V109H65V107L64 106H62V105H60L59 104V101H57V97L56 96H54ZM91 98V97H90ZM138 98V97H137ZM158 98V97H157ZM18 99V98H17ZM16 99V100H17ZM34 99V98H33ZM40 99H39V101H40ZM140 99V98H139ZM142 99V98H141ZM174 99V98H173ZM179 99V98H178ZM70 100V99H69ZM89 100V99H88ZM124 100H125V98H124ZM135 100V99H134ZM18 101V100H17ZM15 102V105H16V109H13V110H18V113L16 112V114L18 115L19 114V117H20V119H21V124H22V122H23V124L25 125V122H24V120L27 122V116H26V113L24 112V110H23V105H20V103L19 102ZM21 101V100H20ZM34 101V100H33ZM84 101V100H83ZM93 101V100H92ZM131 101V100H130ZM139 101V100H138ZM145 101H146V99H145ZM149 101V100H148ZM165 101V100H164ZM193 101V100H192ZM198 101V100H197ZM70 101H68L67 103L68 104H70L69 103ZM102 102V101H101ZM141 102H142V100H141ZM167 102V101H166ZM170 102V101H169ZM208 102V101H207ZM22 103H23V100H22ZM21 103V104H22ZM37 103V102H36ZM61 103V102H60ZM62 103H63V101H62ZM61 103V104H62ZM65 103V102H64ZM94 103V102H93ZM108 103V102H107ZM118 103V102H117ZM136 103V102H135ZM139 103V102H138ZM162 103V102H161ZM174 103V102H173ZM179 103V102H178ZM180 103H182V101L180 100ZM179 103V104H180ZM209 103V102H208ZM13 104V103H12ZM34 104V103H33ZM96 104V103H95ZM165 104V103H164ZM5 105V104H4ZM11 105V104H10ZM14 105V106H15ZM37 105V104H36ZM35 105V106H36ZM38 105H39V103H38ZM37 105V106H38ZM57 105H60V107L59 108H57ZM78 105V104H77ZM87 105V104H86ZM108 105H110V104H108ZM116 105V104H115ZM130 105V104H129ZM145 105V104H144ZM167 105V104H166ZM169 105H171V104H169ZM194 105V104H193ZM206 105V104H205ZM2 106V105H1ZM0 106V107H1ZM13 106V107H14ZM40 106H41V104H40ZM114 106V105H113ZM131 107H132V105H130ZM138 106V105H137ZM147 106V105H146ZM12 107V106H11ZM28 107V106H27ZM63 107V108H62ZM71 107V106H70ZM69 107V108H70ZM92 107V106H91ZM107 107V106H106ZM148 107V106H147ZM178 107H179V105H178ZM2 108V107H1ZM4 108V107H3ZM2 108V110L0 111V124L2 125V127H4L5 129H9V128H15L14 127V120H13V118H12V116L10 115V113H9V111L7 110V108L6 109H3ZM32 108H34V107H32ZM36 108V107H35ZM43 108V107H42ZM44 108V109H45ZM61 108V109H60ZM113 108V107H112ZM119 108V107H118ZM136 108H138V107H136ZM152 108V107H151ZM172 108V107H171ZM180 108V107H179ZM179 108H178V110H179ZM195 108V107H194ZM39 109V108H38ZM58 109V110H57ZM67 109V108H66ZM71 109V108H70ZM108 109H109V106H108ZM111 109V108H110ZM189 109V108H188ZM201 109V108H200ZM28 110V109H27ZM37 110V109H36ZM73 110V109H72ZM81 110H83V109H81ZM115 110V109H114ZM135 109H133V111H134ZM205 110V109H204ZM53 111V110H52ZM59 111V112H60ZM99 111V110H98ZM108 111V110H107ZM106 111V112H107ZM143 111V110H142ZM147 111V110H146ZM184 111V110H183ZM194 111V110H193ZM192 111V112H193ZM29 112V111H28ZM42 112V111H41ZM45 112V111H44ZM47 112V111H46ZM127 112V111H126ZM129 113H130V111H128ZM187 112V111H186ZM185 112V113H186ZM32 113V112H31ZM43 113V112H42ZM63 113H65V111L63 112V110H62V112H60V114H63ZM68 113V112H67ZM146 113H148V112H146ZM33 114V113H32ZM37 114V113H36ZM39 114V113H38ZM59 114V113H58ZM74 114V113H73ZM81 114H83V113H81ZM104 114V113H103ZM102 114V115H103ZM124 114V113H123ZM133 114H135L134 112H133ZM140 114V113H139ZM189 114V113H188ZM192 114V113H191ZM196 114H198V112L196 113ZM45 115V114H44ZM91 115V114H90ZM130 115H132L131 113H130ZM143 115V114H142ZM144 115H145V113H144ZM152 115V114H151ZM175 115V114H174ZM173 115V116H174ZM187 115V114H186ZM199 115H200V112H199ZM25 116H26V119H25ZM45 116H47V114L45 115ZM117 116V115H116ZM115 116V117H116ZM154 116V115H153ZM177 117H178V115H176ZM195 116V115H194ZM18 117V116H17ZM59 117V116H58ZM86 117V116H85ZM100 117V116H99ZM132 117V116H131ZM146 117V116H145ZM148 117V116H147ZM161 118H162V116H160ZM166 117V116H165ZM175 117V116H174ZM196 117V116H195ZM202 117V116H201ZM205 117V116H204ZM40 118V117H39ZM64 117H62V119H63ZM66 119H67V117H65ZM64 118V119H65ZM68 118H69V115H68ZM133 118V117H132ZM131 118V119H132ZM143 118V117H142ZM168 118V117H167ZM171 118V117H170ZM194 118V117H193ZM37 119V118H36ZM48 119V118H47ZM54 119V118H53ZM74 119V118H73ZM92 119V118H91ZM101 119V118H100ZM136 119V118H135ZM134 119V120H135ZM144 119H147V120H149V117L148 118H144ZM178 119H180V116H179V118ZM186 119L188 120V118L186 117ZM185 119V117H183L182 116V120L181 121H183V123L184 124H181V126L184 128L185 127V125L187 124V122H189V120L187 121ZM200 119V118H199ZM42 120H43V118H42ZM45 120V119H44ZM57 120V119H56ZM69 120H70V118H69ZM71 120H72V118H71ZM76 120H78V118L76 119ZM83 120V119H82ZM86 120V119H85ZM116 120V119H115ZM120 120V119H119ZM133 120V121H134ZM143 120V119H142ZM146 120V121H147ZM171 120V119H170ZM194 120V119H193ZM198 120V119H197ZM28 121L30 122V116H29V118H28ZM38 121H41V118H40V120H38ZM52 121V120H51ZM50 121V122H51ZM58 121V120H57ZM62 121V120H61ZM98 121V120H97ZM117 121V120H116ZM125 121H126V119H125ZM140 121H141V119H140ZM162 121V120H161ZM180 121V122H181ZM200 121V120H199ZM35 122V121H34ZM33 122V124H35ZM45 122V121H44ZM75 122V121H74ZM87 122V121H86ZM90 122V121H89ZM145 122V121H144ZM155 122H156V119H155ZM197 122V121H196ZM204 122H202V123H204ZM20 123V122H19ZM31 123V125H32V122H30ZM40 123H42V122H40ZM52 123H54V121H52ZM61 123V122H60ZM68 123H69V121H68ZM73 123V122H72ZM85 123V122H84ZM126 123H127V121H126ZM137 123V122H136ZM136 123H135V125H136ZM150 123V122H149ZM148 123V124H149ZM200 123V122H199ZM21 124H19V125H21ZM76 124H77V122H76ZM89 124V123H88ZM138 124V123H137ZM189 124H191V122L189 123ZM37 125V124H36ZM41 125V124H40ZM43 125H45L44 123H43ZM70 125H71V123H70ZM75 125V124H74ZM87 125V124H86ZM102 125V124H101ZM121 125V124H120ZM194 124L192 123V127L194 128V126H193ZM48 126V125H47ZM58 126V125H57ZM68 126V125H67ZM88 126V125H87ZM86 126V127H87ZM138 126V125H137ZM151 126V125H150ZM168 126V125H167ZM166 126V127H167ZM172 126V125H171ZM190 126V125H189ZM190 126V127H191ZM27 127H28V124H27ZM26 127V128H27ZM38 127V126H37ZM45 127H46V125H45ZM44 127V128H45ZM71 127H72V125H71ZM97 127V126H96ZM111 127V126H110ZM122 127V126H121ZM126 127V126H125ZM142 127V126H141ZM149 127V126H148ZM152 127V126H151ZM181 127V128H182ZM191 127V128H192ZM3 128V129H4ZM17 128V127H16ZM15 128V129H16ZM25 128V127H24ZM42 128V127H41ZM52 128V127H51ZM78 128V127H77ZM80 128V127H79ZM78 128V129H79ZM82 128V127H81ZM91 128V127H90ZM127 128V127H126ZM139 129H140V127H138ZM150 128V127H149ZM169 128V127H168ZM173 128V127H172ZM176 128V127H175ZM174 128V129H175ZM178 128V127H177ZM183 128H182V130H183ZM206 128V129H207ZM1 129V128H0ZM28 129V128H27ZM26 129V130H27ZM45 129H47V128H45ZM54 129V128H53ZM73 129H75V128H73ZM84 129V128H83ZM83 129H81L82 131H84ZM86 130H87V128H85ZM113 129V128H112ZM180 129V128H179ZM186 129H187V126H186ZM190 128L188 127V131H189V134H192V130H189ZM205 129V130H206ZM2 130V129H1ZM11 130V129H10ZM18 130V129H17ZM29 130V129H28ZM28 130H27V132H28ZM55 130V129H54ZM60 130V129H59ZM155 130V129H154ZM181 130V131H182ZM186 130V131H187ZM195 130V129H194ZM194 130H193V133H194ZM204 130V131H205ZM15 130H13V132H14ZM71 131H73V130H71ZM77 131H79V130H77ZM76 131V132H77ZM175 131V130H174ZM178 131V130H177ZM185 131V130H184ZM190 131H191V133H190ZM207 131H209V129L207 130ZM25 132V131H24ZM32 132V131H31ZM41 132V131H40ZM40 132H38V134H40ZM64 132L65 133H67V131H65L64 130ZM63 132V133H64ZM75 132V131H74ZM101 132V131H100ZM172 132H173V130H172ZM179 132V131H178ZM1 133V132H0ZM35 133V132H34ZM41 133H43V132H41ZM47 133V132H46ZM56 133H58V131L56 132ZM82 133V132H81ZM87 133V132H86ZM89 133V132H88ZM87 133V134H88ZM108 133V132H107ZM181 133V132H180ZM183 133V132H182ZM181 133V136L183 135ZM204 133H207V132H204ZM209 133V132H208ZM29 134H31V133H29ZM38 134H36V135H38ZM50 135H51V133H49ZM52 134H54V133H52ZM62 134V133H61ZM71 134H73V133H71ZM70 134V135H71ZM76 134V133H75ZM74 134V135H75ZM83 134H84V132H83ZM141 134V133H140ZM146 134H148V133H146ZM152 134V133H151ZM167 134V133H166ZM169 134V133H168ZM172 134V133H171ZM177 134H179V133H177ZM23 135V134H22ZM34 135V134H33ZM41 135V134H40ZM39 135V136H40ZM46 135V134H45ZM66 135V134H65ZM68 136H65V137H63V138H70V136H69V131H68V134H67ZM84 135H86V134H84ZM89 135V134H88ZM113 135V134H112ZM126 135V134H125ZM165 135V134H164ZM193 135V134H192ZM204 135V134H203ZM208 135V136H209ZM29 136V135H28ZM42 136V135H41ZM44 136V135H43ZM43 136H42V138L41 139H43ZM58 136V135H57ZM60 136V135H59ZM62 136H63V134H62ZM87 136V135H86ZM118 136V135H117ZM159 136V135H158ZM170 136V135H169ZM207 137V135H204L203 137ZM32 138H33V136H31ZM50 137V136H49ZM79 137V136H78ZM88 137V136H87ZM111 137V136H110ZM176 137V136H175ZM178 138H179V140H181L182 138L180 137V135H178L177 136ZM184 137H185V135H184ZM183 137V138H184ZM187 137V136H186ZM195 137V136H194ZM197 137V136H196ZM13 138H14V136H13ZM53 138H55V137H52V139ZM62 138V137H61ZM65 139V140H62V141H65L66 142V140L67 141H69V138L68 139ZM83 138V137H82ZM89 138H90V135H89ZM112 138V137H111ZM114 138V137H113ZM181 138V139H180ZM226 138H229V140L231 141V145L229 146V144H227V142H226ZM36 139H37V137H36ZM39 139V138H38ZM81 139V138H80ZM88 139V138H87ZM94 139H96V138H94ZM140 139H142V137L140 138ZM146 139V138H145ZM144 139V140H145ZM194 139V138H193ZM204 139V138H203ZM208 139V140H207ZM11 140H12V138H11ZM18 140V139H17ZM29 140H31V139H29ZM60 140V139H59ZM72 140H73V138H72ZM75 138H74V142L73 141H70L69 143L70 144H73V143H75ZM98 140V139H97ZM96 140V141H97ZM143 140V139H142ZM147 140V139H146ZM183 140V139H182ZM1 141V140H0ZM15 141V140H14ZM56 141V140H55ZM55 141H54V143H55ZM96 141H93V142H96ZM99 141V140H98ZM98 141H97V143H98ZM108 141V140H107ZM127 141V140H126ZM184 141V140H183ZM191 141V140H190ZM230 141H228V142H230ZM58 142V141H57ZM64 142V143H65ZM73 142V143H72ZM117 142V141H116ZM147 142V141H146ZM148 142H149V139H148ZM177 142V141H176ZM180 142V143H179ZM192 142V141H191ZM68 143V144H69ZM83 143H85V142H83ZM90 143H91V141H90ZM100 143V142H99ZM98 143V144H99ZM124 143V142H123ZM150 143V142H149ZM168 143V142H167ZM183 142L182 141H178V144H177V149L175 150V151H178L179 152V155L180 156H182L183 157V155H185V154H183L184 153V146H183V144H182ZM185 143V142H184ZM203 143V142H202ZM201 143V144H202ZM57 144V143H56ZM59 144V143H58ZM69 144V145H70ZM160 144V143H159ZM205 144V143H204ZM203 144V145H204ZM68 145V146H69ZM74 145V148H76L75 147V144H73ZM72 145V146H73ZM82 145V144H81ZM85 145H87V143L85 144ZM85 145H84V147H85ZM95 145H97L96 143H95ZM164 145V144H163ZM208 145H210V144H208ZM28 146V145H27ZM67 146V144H65V147ZM67 146V147H68ZM77 146V145H76ZM93 146H94V144H93ZM111 146V145H110ZM110 146H109V148H110ZM132 146H135V145H132ZM205 146V145H204ZM212 146V145H211ZM62 147H64V146H62ZM70 147V146H69ZM82 147H83V145H82ZM83 147V148H84ZM87 147H88V145H87ZM92 147V146H91ZM96 147V146H95ZM97 147L99 148V145H97ZM96 147V148H97ZM107 147V146H106ZM112 147V146H111ZM127 147V146H126ZM125 147V148H126ZM166 147V146H165ZM206 147L207 146H205V149H206ZM231 147H233L234 148V152L232 153V151L233 150H231ZM46 148H48V147H46ZM71 149H72V147H70ZM86 148V147H85ZM101 148V147H100ZM128 148V147H127ZM138 148V147H137ZM141 148V147H140ZM163 148V147H162ZM186 148V147H185ZM203 148V147H202ZM69 150V153L67 154V155H72V150ZM78 149H79V147H78ZM87 149V148H86ZM91 149V148H90ZM95 149V148H94ZM187 149V148H186ZM245 149V150H244ZM17 150V149H16ZM23 150V149H22ZM64 150H66V148L64 149ZM63 150V151H64ZM67 150H68V148H67ZM73 150H75V149H73ZM79 150H82L81 148L79 149ZM93 150V149H92ZM92 150H91V152H92ZM102 150V149H101ZM113 150V149H112ZM121 150V149H120ZM133 150H135V148L133 149ZM146 150V149H145ZM153 150V149H152ZM173 150H174V148H173ZM172 150V151H173ZM240 151V153L238 154V155H236V153H237V151ZM241 150H244V151H242L241 152ZM40 151V150H39ZM41 151H43V150H41ZM45 151V150H44ZM46 151H47V149H46ZM94 151V150H93ZM103 151V150H102ZM142 151V150H141ZM185 151H187V150H185ZM29 152V151H28ZM55 152H57V150L55 151ZM58 152L60 153V151L58 150ZM66 152H68V151H66ZM70 152H71V154H70ZM82 152V151H81ZM84 152H85V150H84ZM91 152H89V155L88 154H86L87 153V151H86V153H84L85 155H83L84 157L86 156V155H88V158H89V156L92 158L93 156L91 155V154H93V153H91ZM96 152H98L97 151V149H96ZM140 152V151H139ZM144 152V151H143ZM188 152V151H187ZM187 152H185V153H187ZM217 152V151H216ZM221 152V151H220ZM16 153H19L18 151L16 152ZM43 153V152H42ZM50 153V152H49ZM64 153V152H63ZM177 153V152H176ZM47 154V153H46ZM73 154H74V152H73ZM94 154H96L95 156H98L97 155V153H94ZM98 154H99V152H98ZM181 154H183V155H181ZM188 154V153H187ZM191 154H192V156H191ZM190 154V156H191V158H192V160L193 159H195L196 158V155H193L194 154V152L193 153H191ZM211 154V153H210ZM221 154V153H220ZM219 154V155H220ZM248 154H250L251 156H249ZM16 155V154H15ZM47 155H51V154H47ZM56 155H57V153H56ZM59 155V154H58ZM57 155V156H58ZM64 155H65V153H64ZM64 155H62V158H64ZM76 155L77 156H79L80 157V159L78 160L79 162H77L76 163V167L73 165V167H72V165H71V170L72 169H74L75 170V168H79V170L81 171V168L80 167H84L83 165L84 164H87V163H84L85 161V159H81L82 157L80 156V155H78V154H75V158H76ZM110 155L111 154H106V156L105 157H107V159L109 158V165H111V162L112 161H110L111 160V158H110ZM118 155V154H117ZM164 155V154H163ZM162 155V156H163ZM178 155V154H177ZM200 155V154H199ZM199 155H197L198 157H199ZM1 157L0 158H2V155H0ZM18 156H19V154H18ZM34 156H36V155H34ZM100 156V155H99ZM144 156H146V155H144ZM143 156V154H142V157H144ZM165 156V155H164ZM163 156V157H164ZM189 156V157H190ZM218 156V155H217ZM73 157V156H72ZM71 157V158H72ZM78 157V158H79ZM83 157V158H84ZM87 157V156H86ZM103 157V156H102ZM126 157V156H125ZM155 157V156H154ZM181 157V158H182ZM185 157V156H184ZM189 157H187V158H189ZM213 157V156H212ZM219 157V156H218ZM4 158V157H3ZM38 158V157H37ZM36 158V159H37ZM50 159H52L51 157H49ZM49 158H48V160H49ZM90 158V159H91ZM114 158V157H113ZM147 158V157H146ZM158 158V157H157ZM166 158H168V156L166 157ZM191 158H190V161H191ZM214 158V157H213ZM32 159V158H31ZM39 159V158H38ZM47 159V158H46ZM45 159V160H46ZM56 159V158H55ZM87 159V158H86ZM89 159V160H90ZM93 159V158H92ZM95 159H97V158H95ZM129 159V158H128ZM169 159V158H168ZM217 159V158H216ZM260 159V158H259ZM16 160H17V158H16ZM53 160V159H52ZM57 160H59V162H60V160L61 159H57ZM64 161H65V158L63 159ZM80 160H82V161H80ZM88 160V159H87ZM100 160V159H99ZM102 160H103V158H102ZM118 160V159H117ZM116 160V161H117ZM166 160V159H165ZM180 160V159H179ZM182 160V159H181ZM214 160V159H213ZM219 160H220V158H219ZM14 160H12L11 162H13ZM93 161H94V159L93 160H91L90 162H92L93 163ZM101 161V160H100ZM104 161V160H103ZM106 161V160H105ZM104 161V162H105ZM115 161V160H114ZM162 161V160H161ZM171 161V160H170ZM186 161V160H185ZM200 161H202V160H200ZM1 162V161H0ZM5 162H6V160H5ZM16 162H18V161H16ZM26 162H29L28 160L26 161ZM39 162H41V161H39ZM68 163H69V160L67 161ZM97 162V161H96ZM95 162V163H96ZM102 162V161H101ZM118 162V161H117ZM117 162H116V164H117ZM168 162V161H167ZM181 162V161H180ZM186 162H189V161H186ZM203 162V161H202ZM43 163V162H42ZM49 163H50V160H49ZM57 163V162H56ZM63 163V162H62ZM71 163V162H70ZM69 163V164H70ZM94 163V164H95ZM112 163H115V162H112ZM171 163H172V161H171ZM204 163V162H203ZM213 163V162H212ZM230 163V162H229ZM23 164V162H21V165ZM53 164H55V163H53ZM75 164V163H74ZM83 164V165H82ZM169 164V163H168ZM181 164V163H180ZM180 164H178V166H180ZM188 164V163H187ZM191 164H192V161H191ZM195 164H197V165H195ZM201 164V163H200ZM231 164H229V165H231ZM41 165V164H40ZM39 165V163H38V166H40ZM44 165H46V164H44L43 163V165H42V167H44ZM58 165H60V163L58 164ZM62 165V164H61ZM82 165V166H81ZM89 165H90V163H89ZM88 164L85 166L86 168H83L82 170H84V169H87V166H89ZM99 166H100V162H99V164H98ZM103 165H104V163H103ZM105 165H107V164H105ZM105 165H104V168L103 169H105V168H107V169H105L106 171H109V170H111V168H109V170H108V166H106L105 167ZM162 165V164H161ZM199 165V163H195L194 161H193V164H192V167H191V165H189L191 168H193L194 166H198ZM215 165V164H214ZM235 164H233V166H234ZM238 164H236V166H237ZM243 165V164H242ZM253 165H255V164H253ZM6 166V165H5ZM34 166V165H33ZM51 166V165H50ZM64 166H67V163H65L64 164ZM63 166V167H64ZM70 166V165H69ZM69 166H67V167H69ZM95 166V165H94ZM102 166V165H101ZM120 166V165H119ZM128 166V165H127ZM209 166V165H208ZM208 166H205V167H208ZM212 167H213V165H211ZM217 166V165H216ZM219 166V165H218ZM232 166V165H231ZM239 166H240V164H239ZM41 167V166H40ZM56 167V166H55ZM54 167V168H55ZM61 167V166H60ZM103 167V166H102ZM114 167V166H113ZM113 167H112V171L111 172H113ZM115 167H117V166H115ZM114 167V168H115ZM165 167V166H164ZM205 167H204V169H205ZM246 167V166H245ZM46 168V167H45ZM44 168V169H45ZM64 168H66V167H64ZM91 168V167H90ZM90 168H88L87 169V171H89V170H91L92 172H93V170H92V168L90 169ZM174 168V167H173ZM182 168V167H181ZM194 168H196V167H194ZM234 168H235V166H234ZM262 168V167H261ZM43 169V168H42ZM41 169V170H42ZM43 169V170H44ZM94 169H97V168H94ZM118 169V168H117ZM159 169V168H158ZM197 169L199 170L200 169V166H198L197 167ZM236 169V168H235ZM234 169V170H235ZM238 169V168H237ZM255 169V168H254ZM10 170V169H9ZM49 170V169H48ZM48 170H46V172H49ZM57 169H54L53 170V172H55ZM62 170H64V169H62ZM66 171H67V168L65 169ZM74 170H72V171H74ZM98 170V169H97ZM115 170L116 169H114V172H115ZM163 170V169H162ZM226 170V169H225ZM230 170V169H229ZM233 169L232 170H230V171H234ZM241 170V169H240ZM244 170V169H243ZM264 170V169H263ZM8 171V170H7ZM6 171V172H7ZM37 171V170H36ZM59 171H60V168H59ZM69 171H70V169H69ZM76 172H77V169L75 170ZM74 171V172H75ZM79 171V172H80ZM103 171V170H102ZM102 171H100V172H102ZM175 171H177V170H175ZM191 171V170H190ZM208 171V170H207ZM215 171V170H214ZM220 171V170H219ZM222 171V170H221ZM226 171H228V169L226 170ZM242 171V170H241ZM260 171V170H259ZM11 173H13L12 171H10ZM15 172V171H14ZM58 172V171H57ZM61 172V171H60ZM63 172V171H62ZM71 172V171H70ZM76 172L74 173L75 175H76ZM85 172V171H84ZM99 172V173H100ZM110 172V171H109ZM163 172V171H162ZM235 172H236V170H235ZM3 173V172H2ZM35 173H39V171H37V172H35ZM43 173H44V171H43ZM42 173V174H43ZM56 173V172H55ZM64 173V172H63ZM72 174H73V172H71ZM80 173H82V172H80ZM87 172H85L84 174H86ZM90 173V172H89ZM87 174L88 176H87V178L89 177V179H90V176L89 175H91V178L93 179L94 177L96 178V176H94L93 175V173H90V174ZM168 173V172H167ZM174 173V172H173ZM176 173V172H175ZM180 173V172H179ZM201 173V172H200ZM200 173L198 174V172L196 171V175H198V178H200L199 177V175H200ZM202 173H204V174H206L205 173V170H204V172H202ZM208 173H209V171H208ZM231 172H229V174H230ZM234 173V172H233ZM254 173V172H253ZM14 174H16V173H14ZM13 174V175H14ZM61 174V173H60ZM79 174V173H78ZM77 174V175H78ZM84 174H82L83 176H84ZM95 174V173H94ZM98 174V173H97ZM101 174H103V173H101ZM100 174V175H101ZM163 174V173H162ZM219 174V173H218ZM221 174V173H220ZM239 174V173H238ZM243 174V173H242ZM250 174H251V172H250ZM23 175V174H22ZM39 175H40V173L38 174V175H36L37 176V179L39 178ZM66 175V174H65ZM202 175V174H201ZM200 175V176H201ZM212 175V174H211ZM231 175H232V173H231ZM249 175V174H248ZM254 175V174H253ZM26 176H27V174H26ZM60 176V175H59ZM73 177H74V175H72ZM92 176H94V177H92ZM98 176V175H97ZM105 176V175H104ZM115 176H117L116 174H115ZM176 176V175H175ZM190 176V175H189ZM210 176V175H209ZM241 176V175H240ZM239 176V178H241ZM0 177H1V175H0ZM3 177V176H2ZM23 177H25V176H23ZM31 177V176H30ZM60 177H62V176H60ZM67 177L70 179V177H71V175H68V173H67ZM99 177V176H98ZM178 177V176H177ZM196 177V176H195ZM206 177H208V176H204L203 178H206ZM227 177V176H226ZM26 178V177H25ZM48 178V177H47ZM78 179H80L79 177H77ZM84 178V177H83ZM102 178V177H101ZM202 178V177H201ZM212 178V177H211ZM237 178H238V175H237ZM2 179V178H1ZM7 179V178H6ZM9 179V178H8ZM31 179V178H30ZM41 179V178H40ZM48 179H50V178H48ZM63 179H65V178H63ZM67 179V178H66ZM68 179V181H70ZM74 179H76V178H74ZM107 179V178H106ZM178 179V178H177ZM220 179V178H219ZM218 179V180H219ZM18 180V179H17ZM22 180V179H21ZM24 180V179H23ZM82 180V179H81ZM80 180V182H82ZM91 180V179H90ZM90 180H89V183H87V185L86 186H94V185H96V186H100L97 190H99V189H101L102 187H101V184L99 185L98 184V178H97V180H95V182L93 181V182H90ZM94 180V179H93ZM231 180V179H230ZM250 180V179H249ZM29 181V180H28ZM31 181H33V180H31ZM62 181H64V180H62ZM61 181V182H62ZM72 181V180H71ZM70 181V182H71ZM92 181V180H91ZM107 182H106V184H108L109 182H111L110 180H106ZM113 181V180H112ZM204 181V180H203ZM217 181V180H216ZM232 181V180H231ZM254 181V180H253ZM2 182V181H1ZM9 182V181H8ZM19 182V181H18ZM26 181H24V182H21V183H25ZM46 182V181H45ZM87 182H88V180H87ZM97 182V183H96ZM100 182V181H99ZM114 182V181H113ZM113 182H111V183H113ZM184 182V181H183ZM198 182H199V180H198ZM201 182V181H200ZM199 182V183H200ZM210 182V181H209ZM3 183V182H2ZM63 183H66V180H65V182H63ZM68 183V182H67ZM76 183V182H75ZM75 183H74V181H73V184L75 185ZM83 183H85V179H84V181H83ZM238 183V182H237ZM31 184V183H30ZM38 184V183H37ZM48 184V183H47ZM86 184V183H85ZM105 183H103V185H104ZM19 185H21L20 183H19ZM29 185V184H28ZM39 185V184H38ZM52 185H54V184H51V186ZM56 185V184H55ZM54 185V186H55ZM77 185V184H76ZM113 186H114V184H112ZM10 186V185H9ZM31 186V185H30ZM42 186V185H41ZM53 186V187H54ZM64 186H66V185H64ZM71 186V185H70ZM82 186V185H81ZM107 186V185H106ZM214 186V185H213ZM12 187V186H11ZM29 187V186H28ZM53 187H52V189H53ZM74 187V186H73ZM83 187V186H82ZM85 187V186H84ZM109 187V186H108ZM111 187V186H110ZM7 188V187H6ZM12 188H14V187H12ZM61 188V187H60ZM59 188V189H60ZM76 188V187H75ZM77 188H79L78 186H77ZM77 188H76V190H77ZM106 188V187H105ZM206 188V187H205ZM204 188V189H205ZM8 189V188H7ZM40 189V188H39ZM58 189V187L56 188V189H54L55 191H57V192H60V191H58L57 190ZM80 189L82 190V188L80 187ZM80 189H78L77 191L79 192V190ZM111 189H112V187H111ZM3 190V189H2ZM14 190V189H13ZM23 190V189H22ZM30 190V189H29ZM47 190V189H46ZM61 190V189H60ZM67 191H68V189H66ZM71 190V189H70ZM85 190V189H84ZM103 190V189H102ZM39 191V190H38ZM42 191V190H41ZM54 191V192H55ZM63 191V190H62ZM73 191H75V190H73ZM92 191V190H91ZM104 191V190H103ZM109 191V190H108ZM214 191V190H213ZM4 194H5V192H4V190L2 191ZM19 192H21V191H19ZM26 192H27V190H26ZM29 192V191H28ZM49 192V191H48ZM96 192V191H95ZM94 192V193H95ZM14 193V192H13ZM40 193V192H39ZM43 193V192H42ZM75 193V192H74ZM92 193H93V191H92ZM104 193H106L105 191H104ZM110 193H112L113 194V192H110ZM243 193V192H242ZM1 194V193H0ZM8 194V193H7ZM22 194V193H21ZM24 194H26V193H24ZM28 194V193H27ZM54 194V193H53ZM52 194V195H53ZM58 194H61V192L60 193H58ZM23 195V194H22ZM31 195V194H30ZM29 195V196H30ZM35 195V194H34ZM50 195V194H49ZM51 195V196H52ZM55 195V194H54ZM62 195H64V194H61V196ZM92 195V194H91ZM95 195H96V193H95ZM32 196H33V194H32ZM32 196H30V197H32ZM56 196V195H55ZM60 196V195H59ZM100 196V195H99ZM110 196H111V194H110ZM34 197V196H33ZM32 197V199H31V203H33V205H35V201H36V199L34 200V198ZM37 197V196H36ZM46 197V196H45ZM72 197H74V196H72ZM108 197V196H107ZM38 198V197H37ZM50 198H52V197H50ZM56 198H57V196H56ZM69 198V197H68ZM67 198V199H68ZM101 198V197H100ZM105 198V197H104ZM113 198H115L114 197V195H113ZM27 199V198H26ZM44 199V198H43ZM48 199V198H47ZM70 199V198H69ZM95 199V198H94ZM102 199V198H101ZM100 199V200H101ZM116 199V198H115ZM38 200H41L40 198H38ZM37 200V203L39 202L40 203V201H38ZM57 200V199H56ZM59 200V199H58ZM63 200H65V198H63ZM96 200H98V202H99V198L98 199H96ZM107 200V199H106ZM41 201H44V200H41ZM55 201V200H54ZM30 202V201H29ZM56 202V201H55ZM100 202H102V201H100ZM38 203V204H39ZM45 203V202H44ZM43 203V204H44ZM47 203V202H46ZM49 203V202H48ZM47 203V204H48ZM108 203H110L109 201H108ZM107 203V204H108ZM1 204V203H0ZM41 204V203H40ZM39 204V206H41V205H43V204H41L40 205ZM47 204H46V206H47ZM94 204V203H93ZM102 204V203H101ZM3 205V204H2ZM45 205V204H44ZM62 205V204H61ZM85 205V204H84ZM96 205V204H95ZM95 205H94V207H95ZM98 205V204H97ZM97 205H96V207H97ZM10 206V205H9ZM59 206V205H58ZM19 207V206H18ZM42 207H44V206H41V207H31L30 209H31V211L33 212V210L34 209H36L41 215H42V217H45V215H46V213H45V209H43ZM78 207H80V206H78ZM87 207V206H86ZM91 207V206H90ZM100 207H101V205H100ZM1 209H0V212L1 211H3V214L2 213H0L1 215H3V217H4V215L5 214H8V213H10L9 211H7V210H4V209H2V207H0ZM4 208H6V207H4ZM44 208H46V207H44ZM51 208V207H50ZM61 208H63V207H61ZM60 208V209H61ZM103 207H101V209H102ZM221 208V207H220ZM14 209V208H13ZM21 209V208H20ZM47 210H48V208H46ZM97 209V208H96ZM15 210V209H14ZM18 210V209H17ZM220 210H223V208L222 209H220ZM219 210V211H220ZM19 211H21V213H22V210H19ZM51 211V210H50ZM66 211V210H65ZM25 212H26V210L23 208V213H22V217H20L21 215H19V219H18V221H17V225H18V227H19V229L20 228H23V230L25 231V230H29L30 231V234H35V236H36V234H39L40 236H41V239H43L45 242H49V239H48V237L47 236H49V235H47L46 233H45V231H43V230H41L42 228H40V223L39 224H37L34 220L35 219H33V215L32 214H25ZM220 212H222V211H220ZM5 213V214H4ZM20 213V212H19ZM19 213H16V214H19ZM20 213V214H21ZM15 214V216H17ZM51 214V213H50ZM221 214V213H220ZM87 215V214H86ZM7 215H5V217H6ZM11 216H12V214H11ZM8 217V216H7ZM6 217V218H7ZM12 218V217H11ZM80 219H82V218H80ZM80 219L78 220V221H80ZM12 220V219H11ZM14 220V219H13ZM16 220V219H15ZM40 220V219H39ZM69 220V219H68ZM8 221V220H7ZM38 221V220H37ZM76 221V220H75ZM105 221V220H104ZM107 221V220H106ZM105 221V222H106ZM227 221H228V219H227ZM14 222V221H13ZM51 222V221H50ZM48 223V222H47ZM13 224V223H12ZM69 224V223H68ZM5 225V224H4ZM46 225V224H45ZM49 225V224H48ZM70 225V228H71V224H69ZM15 226V225H14ZM42 226H43V224H42ZM41 226V227H42ZM50 226V225H49ZM75 226H77V225H75ZM51 227V226H50ZM49 227V228H50ZM67 227V226H66ZM45 228V227H44ZM17 229V228H16ZM250 229H252V228H250ZM13 230V229H12ZM46 230V229H45ZM76 230V229H75ZM16 231V230H15ZM15 231H13V232H15ZM18 231V230H17ZM28 231V232H29ZM10 232V231H9ZM22 232V231H21ZM32 232V233H31ZM104 232V231H103ZM2 233V232H1ZM16 233H18V232H16ZM22 233H24V232H22ZM73 233H74V231H73ZM106 233V232H105ZM191 233V232H190ZM27 233L25 232V234L24 235H26ZM29 234V233H28ZM27 234V235H28ZM49 234V233H48ZM79 234V233H78ZM5 235V234H4ZM2 236V237H5V236ZM6 235H8V234H6ZM13 235V234H12ZM20 235V234H19ZM23 235V234H22ZM47 235V236H46ZM77 235V234H76ZM97 235V234H96ZM17 236V235H16ZM29 236H31V235H29ZM70 236H71V234H70ZM69 236V237H70ZM98 236V235H97ZM96 236V237H97ZM6 237H9L10 238V235H8V236H6ZM5 237V238H6ZM39 237V236H38ZM37 237V238H38ZM53 237V236H52ZM74 237H77V236H75L74 235ZM31 238V237H30ZM40 238V237H39ZM38 238V239H39ZM71 239L73 238V237H70ZM69 238V239H70ZM79 238H80V236H79ZM33 239V238H32ZM55 238H52L51 239V237H50V240H54ZM81 239V238H80ZM84 239V238H83ZM17 239H15V241H16ZM40 240V239H39ZM72 240H74V238L72 239ZM75 240H76V238H75ZM74 240V241H75ZM77 240H79L78 238H77ZM41 241V240H40ZM67 241V240H66ZM68 241H70V240H68ZM73 241V242H74ZM80 241H82V240H80ZM84 241V240H83ZM31 242H32V240H31ZM35 242H36V240H35ZM62 243H64L63 242V240L61 241ZM10 243V242H9ZM25 243V242H24ZM57 243V242H56ZM67 243V242H66ZM75 243V242H74ZM73 243V244H74ZM83 243V242H82ZM94 243V242H93ZM20 244H23V243H20ZM72 244V245H73ZM77 244V243H76ZM80 244H81V242H80ZM79 244V245H80ZM11 245V244H10ZM28 245V244H27ZM47 245V244H46ZM52 245H53V243H52ZM60 245V244H59ZM65 245V244H64ZM64 245H62L63 246V248H62V253H61V255H63V257L64 258H62V259H64V261H65V264H75V262L77 263V261H78V259L79 258H77V254L76 253H78L79 254V252L81 253V251H79V249H77L76 247H75V245H73V247H75V250L77 249L79 252H75V254H76V256H75V254H74V250L72 249V245H71V247L69 248V247H67V246H64ZM66 245H68V243L66 244ZM29 246V245H28ZM27 246V247H28ZM61 246V247H62ZM35 247H36V245H35ZM34 247V248H35ZM49 247V246H48ZM60 247V246H59ZM79 247V246H78ZM85 247V246H84ZM14 248V247H13ZM22 248V247H21ZM46 249H47V247H45ZM80 248V247H79ZM83 248V247H82ZM17 249V248H16ZM31 249V248H30ZM43 249V248H42ZM42 249H40L39 248V250H42ZM52 250H50V252L52 251H54L53 250V248H51ZM11 250H12V248H11ZM32 250V249H31ZM44 250V249H43ZM59 250V249H58ZM84 250V249H83ZM46 251V250H45ZM55 251H57L56 249H55ZM59 251V252H60ZM24 252H26L25 250H24ZM23 252V253H24ZM28 252V251H27ZM43 252V251H42ZM49 252V251H48ZM58 251L56 252V253H54L55 255H57L58 253H59ZM47 253V252H46ZM15 254V253H14ZM20 254V253H19ZM18 255V254H17ZM30 255V254H29ZM41 255V254H40ZM47 255H49V254H47ZM58 255H60V254H58ZM60 255V257H62ZM23 256H26V255H23ZM76 258H75V257ZM79 256H81L80 254H79ZM15 257H17L16 255H15ZM49 257H51V256H49ZM60 257H58V258H60ZM83 257H85V256H83ZM83 257L80 259L81 261H82V259H83ZM7 258V257H6ZM45 258V257H44ZM57 258V263H59V264H61L59 261V259ZM92 258V257H91ZM10 259V258H9ZM94 259V258H93ZM108 259H110V258H108ZM107 259V260H108ZM15 261L17 260V259H14ZM42 260H43V258H42ZM50 260H52V259H50ZM59 260V261H58ZM79 260V261H80ZM90 260V259H89ZM8 261V260H7ZM45 261V260H44ZM54 261V260H53ZM86 261V260H85ZM85 261L84 262H82L83 264H86L85 263ZM93 261V260H92ZM10 262V261H9ZM55 262V261H54ZM63 262V261H62ZM91 262V261H90ZM90 262H88V263H90ZM56 263V264H57ZM81 263V264H82ZM87 263V264H88ZM94 263H95V259H94ZM12 264H14V262L12 263ZM52 264V263H51ZM91 264H93V263H91Z\"/></svg>", "mask_w": 264, "mask_h": 264}]
</instances>
